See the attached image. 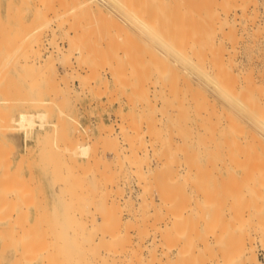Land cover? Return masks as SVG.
Masks as SVG:
<instances>
[{"label": "rangeland", "instance_id": "374dc122", "mask_svg": "<svg viewBox=\"0 0 264 264\" xmlns=\"http://www.w3.org/2000/svg\"><path fill=\"white\" fill-rule=\"evenodd\" d=\"M98 1L97 0H0V23H1L0 29L3 30V32L0 31L1 34L3 35L2 36L0 34V39L2 38L4 40H6L5 39L6 38L5 33H7L9 31L8 33H10L11 35H10V37H9V35L7 36L8 46H10V43L13 47L15 46L16 43L23 46V45H26V43H28V42H26V40L30 41L29 43H31V44H32V42L36 43V44L33 43L34 46L33 45L29 46V43H28L26 46L27 48L25 46L24 47H22V46L17 47L18 44H16V46H15L16 48H13V47L11 48V46H10L11 50L15 49V53H13L14 50L11 52V54L9 53V51H7V52L10 54V56L14 55V57H16V56H18V57H16L17 59H15L14 57L11 56L9 59H6L7 61L10 62V65L7 64L9 62H6L5 64L0 62V64H1L0 68L2 70H6L5 65H9V68H10L9 71L6 70L4 72L5 74H3V75L1 74V73H3V71L2 70L0 71L1 72L0 76L2 75V77H3V81L0 79L2 81V82L0 81V87L5 84L4 83L6 81L5 77H8V78L10 77L12 79H15L16 82L18 83V85L22 86V87L20 89V87H18L17 83L14 82L15 80H11V79L6 78L7 79L6 82H7L8 86H10V88H12V87L15 88V89L12 88L15 91V93L13 90L11 92H13L12 96L14 94H16L17 102H15L16 99L13 98V97H15V95L13 97L9 95V91H8V89L10 90L9 87H8V89H7V87H5L6 88V89L4 88L5 91H3L4 90L3 87H2V89H0V91H1L0 99H3V97L5 98L6 96H7V98L11 97L12 99H14L13 100L14 102H12L14 104V105L12 104L13 107L7 108L8 111H10L12 109V112L10 114L13 115L14 117L16 115H19V113H21V112L38 113V112L45 111V110L48 111L47 108L43 109L41 106H40V108H37L36 106H39V105L35 106L33 103L40 101L39 99H41V98H42L41 100H43V99H48L49 101L52 100V101H50L52 103H50V105L48 107L50 109L49 111H51V114L48 111L51 117L49 116L48 122L46 123V125H47L46 129L48 131L47 132L48 134L46 133V131L41 130L40 127H36L37 129L36 128L34 129V133H31L30 138L28 139V141H26V138H25L26 137V131L24 129H18L20 127H17V129H16L17 132L15 131V133L17 135H19L20 139H21L19 141L20 142L19 146H21L20 150L22 152H21L19 161L22 160V162L20 163L21 169H22L21 179L23 178L24 181L23 180L22 181H23V183H25L24 185H21L20 187L22 188V186H24V187L31 186L30 188H28L29 190H27V188L25 189L27 191H30L33 189L32 186H34V189L32 191L33 196L30 195L29 196V197H31L30 199H29V197L25 198V199H24V197L21 198V200L22 199L25 200V201L23 200V202H25L24 204L21 201L22 202V205L20 204L21 205V211L23 209H24V211H26L25 208L27 207L28 213L26 212V214H25L26 216H25L24 212H23V214L21 212L24 219L21 218V216H20L19 221H20V223H22L24 221V223H22V224H25V225L22 226V224H21V226L23 227V229L24 228L26 230L29 229L28 231H30V229H31V228H29L30 226L33 227L38 223L35 226V229L34 228L31 229L33 232L36 233V237H37L36 240H39V238L42 236L41 234H43L42 237H44V236L48 237L47 239H49V238L55 239V237L57 236L55 240L56 241L58 240L56 243L55 240H53V239L47 240V239L43 238L40 241V243H39V241L36 242L37 244L39 243L38 246L39 245L41 246L40 247L41 250H44V248H45V250L42 252L38 251V253H41L39 255H42V256H39V259H38L36 264H44V263L48 262V260L47 261H43V260H46L45 254L48 253L47 249H50V246L54 247V244L59 245V248L61 251L65 250V253L66 252L70 253L71 248L74 249L75 246L77 248L78 247L80 248L81 245L78 246V242H81V239L83 240V238H85V240H87L89 242L90 240L93 239V238H91L89 240V237L96 236V233L94 231L97 228L91 227L92 222L90 223V221L87 220L88 218L90 220L92 217H89L90 216L89 214L86 215L84 213L85 214L84 215L82 213L85 210H87V212H88L89 208H87V206H84V204L85 205L89 204L87 201L93 202L92 203L93 205L92 204H91V206L88 205V207L89 206L91 207L92 211L96 207L97 211L100 213L99 214L98 212H96L94 210L95 213H98L95 215H96V218H98L99 224L101 226H103V224L100 222H102L103 218L105 217L106 222L105 223L103 222L104 225H106L107 228H111L110 229L111 233L115 232L117 234V236L121 237V239H122L121 245H120L121 250L126 251L129 249H132V250L138 251L140 249V254L144 255L145 257L149 256V260L153 259L152 256L155 255L156 260L152 263H176L175 260H177V263H198V262L202 263L203 262L202 259L204 257L202 255V257H201L202 262H200L201 261L199 259L200 256L198 257L197 253L201 249V247L203 245H205V243L208 240L209 241L211 240L210 242H212V244L209 242H208V244L211 247H214V250L216 252H217L218 248L221 247V249H222V246L224 247V245H222V243H220V241H218V244L220 243L219 245L216 244L217 241H215L216 242L215 243L213 240L214 238H211L212 236L209 235V233H208L209 236L207 237V239H205L206 240L205 243L203 241H202L203 244L201 243V240H203L204 236L207 235L206 234L207 231H205L203 229L204 228L203 226L205 224H207L208 222L206 220H204V222H207L204 224V222L201 221V218L199 219V217H201L203 215V213H205L206 214V215L204 214L205 218L207 217V220H209L210 217H212V216L215 217L213 215V212H214V214L217 213V215L215 214L216 215V217H215L216 223L214 222L215 218H214V220L211 218V220H213V221L210 220V222L216 225V226L214 225L215 228L218 227V225L220 224L219 218H220V222L221 221L224 222L223 226H222V224L219 226L220 230L222 227L226 228L227 226H229L227 228H229V230H231V232H233L232 231L233 228L236 227V229L234 228V233H236L234 239L232 236H230L231 232H229V234H227L228 232H226V231L228 229H226V231H225V229L223 230V228H222L223 231H221V237H222V232H223L224 239L226 238V235H228L230 238L232 237L231 239L236 241V244H235V241L233 244L235 245V247H238V249H240V251L242 249L241 245L245 244L246 242H247V244H245V246H247V247H249V245H250V247L254 246L253 249H254L255 255L257 256L260 263L264 264V198H263L264 197V194H263L264 193L263 192L264 186L261 185L264 183V182H262V179H261V177L262 178L264 177V171H263L264 170V158H263V156H264V148H263L264 144H259L260 146L263 145V147L261 146L262 148H259V145L257 146L258 141L255 142L256 145L254 144V147L256 146L255 151L257 153H259V152L261 153L262 149H263V152L261 153L262 155L259 153V155L263 158V160L256 153L254 158L256 160L261 159V161L258 160L257 161L258 163H257L256 160H254L257 164L256 165L254 162V166L255 165L258 166L260 163L261 164L258 167H256V166L254 168L252 167L251 168L252 170L250 169V171H249V169H246V168H249V166H248L249 164L246 165V167L243 166L245 169H243V167H241V168L239 167L237 169L233 168L234 170L231 168L225 167L224 165L221 166L223 158L222 159H220V158H221V156L224 157V153H225V151H223V149L225 147L222 146L224 144V140H223L224 137L222 140L219 141V145L214 147V149L211 151L212 153L210 152L211 155L209 154L208 156L207 155L200 156L199 151L197 149L198 144H196V145L194 144V143H196V140H197V136L195 133L196 130H195V113H194V110H195L194 107L196 106V105L194 106V103L197 99L196 98L197 94L194 93L197 91L196 82H195L196 81V77H195L196 61L195 60H197L196 58H198V57L196 56L197 55V53L195 52L196 50L193 51V48L198 47V45L196 44V43H198V40L196 42V39H194V37H193L195 35H193V34L196 33L197 28L200 29L202 27V23H205V21L202 22V20H201L200 24L198 22L197 28H195L196 29L195 30L193 28L196 27L194 25H196V22L198 20L195 21V19H192V21H191L189 19L198 17V14L194 13V12H198L195 9L198 8L200 10V8L202 7L200 11H202V9L205 11L204 7L206 8L207 3L208 4L213 3L212 4L213 7H211V8L214 9L218 6V4L215 5L216 7L214 6V3L216 4L217 2H214V0H212V1L210 0L209 1L210 3L209 2L206 3L205 1H203L204 2L203 4H205V6L204 5L202 6V3H201V4H199V7H197L198 3L194 2L195 0L194 1L189 0V2L187 0L186 2H188V3H186L184 1V4L186 3V5H184V6L182 3H180L177 0L174 1V2H176L175 4H177V5L174 4L173 0H168L171 3L173 2L172 5H170L171 3H168L167 0H165L167 2L162 1V0H158V2L161 1V2H159V7H158V5H157L158 2L156 3L157 0H145L146 3L144 0H128V1H130V2H128V4H126L127 0H119V1L118 0H103L105 3L102 0H98ZM113 1H118V2L121 1L120 3L122 5L116 4ZM134 1H136V4L134 3ZM143 1H144V3H143ZM149 1H151V2H149ZM191 1H193V2H191ZM206 1H208V0H206ZM235 1H237V2L239 1L238 2L239 4H242L243 2H245L246 5H249V7L247 6L244 8H240V7H243L245 4L243 6H241V5L239 6L240 9L246 8V10H242V11L239 9L243 15L240 14L241 12H239V10H237L238 12L237 11L235 12L236 14L238 13L237 15L234 14L236 16L235 19H236V21L239 20L240 23L239 22L236 23L234 25L235 27L232 26L233 24L232 25L230 24V23L236 22L234 20V15H233L234 11H232L229 14V17H227V19L229 18L228 19V23L230 24V25L228 24L229 27L225 26V25H227V20H226V21H224V22H226V24L222 25L221 29L215 30L216 31L215 33L212 30L215 29L214 27H218L220 25H217V26L215 25L212 29H209V31H211L213 33L207 31L208 29L206 28L207 33H205L206 36H204L205 34L203 33V30L205 29V26H207V27L210 26V25L208 26L205 24L204 29L202 30V32H200V33H203L202 35L206 38L207 34L208 35L210 34V36H212L213 34L216 35V33L221 31V32H219V35L218 34L216 36L213 35L212 37H214V38L217 36L221 37V33H222V35L224 34L223 35L224 36V40H223L224 43H222V41H221V38L223 39V36H222L221 38L218 37L220 40L218 38H215L214 40L211 39V40H213V43L211 41V46L214 44V41L219 46L218 41H221L220 45L222 43V45H224L225 47L221 46L222 50L220 47V51H224L223 49L226 48L225 49L226 52H224V53L221 52L222 54L221 53L219 54L220 51H218L219 47H217V45L216 46L214 45V46L216 47L218 53L215 54L216 50H215V47H213V46H212V48L214 49L213 50L214 53L210 52V51H212L211 49H210V51L207 50L208 48H206V47H208L207 45L210 44V38H212V37L208 36L209 40H208V38H207V40H203V46L205 45L206 49L204 47L203 48L209 52L206 53V51H205V54H203V55L207 56V57L208 56L210 57L211 54H212L211 57L221 56L223 58L222 59L223 62H226L227 60L229 62V60H232V62L230 61L231 64H233V63L235 64L238 61L241 62V63L238 62L239 64H242L244 62L243 63L244 67L242 65L243 68H240L241 65H239V64H238V67H235V65L237 63L235 65H232V67H231L230 63L227 62L228 63V65H227L228 70H231V72L232 71L234 72V73L229 72V74H231V76L228 74L229 75L228 78L231 77V79H229V81L230 82L232 81L231 83L229 82V85H231V84L234 85V83L236 81L238 82V79H240V78L246 79V76L248 78H253V80H251V81H253L252 83L254 84L255 87H253V84L249 83L250 80L248 82L245 80L244 83L238 82L239 84H237V82H236L235 83V85H237L236 89L240 88L241 90H244L243 87H245L246 91H249V93L248 92L246 93V95L248 94L247 96H249L247 98H250V96H251L252 102L258 101L257 103L254 102L255 104L251 102L250 106H251V104H253V106H257L259 101H260V104L263 105L264 104V98H263L264 94H262V93L264 91V88H263L264 87V83H263L264 82V76H263L264 75V68H263L264 67V0H256V1L255 0L254 1L253 0H243L242 3H240L241 0H235ZM252 1L254 4H252ZM153 2H154V5L152 4L153 7L150 6L151 7L150 8L147 6V4L150 5ZM198 2H202V0L198 1ZM237 2H236V4H237ZM189 3H190V5H192L191 7L189 6L190 9L193 7V9H191V10H193V12L187 7V4L189 5ZM124 4L127 6H124ZM133 4H135L134 5L135 7L133 6ZM163 4H167V5L164 6ZM194 4H196V6H193ZM128 5H129V7H128ZM140 5H143V6H140ZM180 5L183 7L180 8L179 7ZM200 5H201V7H200ZM168 6H170V7H168ZM174 6H176V8ZM210 6L211 5H208V7H210ZM254 6H256L257 8ZM132 7H134V8L132 9ZM141 7H142L143 11L140 10ZM183 8L186 9L188 14L186 12H184V13L182 12ZM130 9H131V11L129 12ZM137 9L140 10L137 12H140L141 14L134 11ZM132 11H134L135 13H133ZM190 11H191V13H190ZM200 11L198 12L199 16H200L199 19L202 17L203 20H205L206 18H204V16L200 15V13L203 14L204 11H202V12H200ZM142 15H145V17ZM186 15H187V17H186ZM240 15H242V16L240 17ZM20 16H21V18H20ZM149 16H151V17L147 18L148 20L146 19L147 20L146 21L144 18L149 17ZM155 16L158 17V19ZM188 16H190L191 18ZM237 16L239 17V19ZM248 16L250 19H248ZM133 17H134V19H133ZM140 17H141V19H140ZM181 17L183 18V20ZM252 17L255 18L256 20L252 19ZM214 18L215 17H213V19ZM142 19L145 21V23H147V25L144 23V21ZM159 19H162L163 21L162 20L159 21ZM184 19H186V21L188 19L189 21H187V22L189 24L187 22H184ZM213 19H211V20H213ZM123 20H124V22H123ZM141 20H142V22H140ZM179 20H181V21H179ZM154 21H155V23H154ZM207 21L209 24L210 21L209 20H207ZM231 21H233V22H231ZM157 22L158 23L160 22V24H161L160 29L157 26V25H159ZM181 22H184L185 24L187 23L186 25L187 26L189 25L188 26L189 28L186 25L184 27L183 26L184 24H182V27L184 29L182 27H180ZM193 22H194V25H193ZM241 22H242V24H241ZM176 23H178V25ZM252 23H254V24H252ZM22 24H23V26H22ZM58 24H59V26H58ZM148 24H149V26H148ZM155 24L158 28L154 27ZM190 24H192V25H190ZM1 25H4L5 27L1 28ZM199 25H201V27H198ZM70 26H73V27H70ZM127 26H129V27H127ZM190 26H193V27L191 28ZM72 28L76 29L77 31L76 30L74 31ZM120 28H121V30H120ZM147 28H150L152 31L150 29H147ZM256 28L260 31L258 32ZM24 29H27V30H24ZM67 29H70V30H67ZM155 29H157V30H155ZM229 29L234 33L231 32V34H228V33H230ZM261 29H262V31H261ZM124 30L126 31L125 33H124ZM137 30L138 31L140 30V32H138ZM147 30L148 31L150 30V31L148 32ZM177 30H178V32H177ZM186 30H187V32L188 31L189 32L187 33ZM253 30L256 32L255 34H254ZM19 31H20V33H19ZM37 31L39 34L37 33ZM65 31H66V33L68 32V34L64 33ZM84 31H86L87 34L89 33L88 36H87L86 32H84ZM130 31H131V33H130ZM165 31H167V32H165ZM14 32L17 33V35L14 34ZM164 32L167 34V36L163 34ZM181 32H183V33L180 34ZM224 32H227L228 36H225ZM26 33H28V34L26 35ZM36 33L39 35V36H37V38L41 42L44 41L42 44H41V42L37 43V41H39V40L34 38V37H36L35 36ZM69 33H70V36H68ZM79 33L81 35H83V37H81V35ZM83 33L86 35L84 36ZM141 33H142V35H141ZM198 33H199V31H198ZM198 33L196 34V36L199 35V36H197V39H199V37H200V34H198ZM22 34L25 35L26 37H24ZM65 34L68 37H65ZM185 34H187L188 36H185ZM14 35H16V36H14ZM20 35L23 36L24 38L23 37L21 38ZM28 35H29V37H28ZM54 35L57 37H55ZM73 35L78 36V38H79V36L81 37L80 40L77 39L76 37L75 38L78 41V43L81 42V46L84 47L83 49H85L84 51H80V52L83 53V55H84V56L82 55V57L86 58V59H84L86 64L84 61H82L83 59L81 61L84 63H82V64L80 63L81 57L79 55L81 53L78 52L79 50L77 51V49L81 48L79 46V44L77 43L78 46H77V44H75L77 46V48H76L75 45H74L75 47L72 45L73 41H71V40L69 41L70 37H72ZM124 35H125V37H124L125 39L123 38ZM131 35L132 36L134 35L133 38H131L132 37ZM163 35L165 36V38ZM74 36L72 39H74V41H75L74 43H76L77 41L75 40ZM181 36H183V37H181ZM15 37L17 38V40H15V41H17V42L16 43L13 42L14 44H12L11 40L13 41V39ZM53 37H54L55 41L52 40ZM84 37H86L87 39L85 38L86 39L85 40ZM126 37H128L127 38L128 40L126 39ZM129 37H130V39H129ZM226 37H228V38H226ZM255 37H256V39H255ZM82 38L84 39V41L83 40L82 41L85 43L86 47L83 46L84 43H82V41H81ZM2 39H1V41H2ZM19 39H21L22 41ZM147 39H148V41H147ZM227 39L229 40V42ZM18 40L20 41V43ZM165 40H166V42H165ZM230 40H232V41H230ZM86 41H87V43H86ZM172 41L174 42V44ZM205 41L206 42L208 41V43H206ZM4 42H5V44H3ZM4 42H2V44H0V47L3 45L0 48V54L2 53L3 56L2 55L1 56L6 58V56H8L9 54H7L5 51L8 46L6 45L7 44L6 41H4ZM52 42H53V44H52ZM181 43H182L183 49L181 46L180 47L181 51H180L179 46L181 45ZM57 44H59L58 46L60 48L64 49L63 50V49L59 48L62 51V53H61V51H59V53L57 54V52H58V51L56 52V48L58 50ZM52 45H54V46H52ZM174 45H177V46H174ZM28 46H29V48H28ZM43 46H44V48H43ZM54 47H56V48L54 49ZM163 47H165V48H163ZM191 47H193L192 50H191ZM247 47L248 48L251 47V48H249L250 50ZM17 48H20L19 50H21V51L24 50L23 51L24 53L22 54L21 51L16 50ZM37 48H39V49H37ZM40 48H42L43 50L40 51V54H39L38 52H39V50H41ZM52 48H53V50H52ZM90 48H91V50L89 51ZM93 48H94V50H93ZM160 48H161V50L163 48L164 51L163 50L160 51ZM170 48H171V50H170ZM26 49H30V50H28V52H27ZM33 49L36 50L37 54H34L35 52ZM83 49H81V50H83ZM127 49L128 50L130 49L131 52L128 51ZM31 50H33V51H31ZM227 50L229 52H227ZM16 51H18V52L16 53ZM52 51L54 52V55H53V53H51ZM125 51H127V54L125 53ZM185 51L187 53H184ZM3 52H5V54H3ZM31 52H33V53L31 54ZM69 52H71V53L74 52V53L71 54ZM197 52L199 53V55H201V53L199 52V48H198ZM41 53H42V56H41ZM86 53H88L90 55L93 54V55L90 56ZM193 53H195V54H193ZM232 53H233V55L235 54L234 56L236 58L232 55ZM15 54H18V55L15 56ZM190 54L192 56H194V55L195 56L191 57ZM226 54H229V55L231 54V56L227 55L230 57V59H229V57H226ZM25 55H28L31 58L30 57L28 58V56L24 58ZM34 55L36 57H34ZM124 55L127 58H125ZM236 55H238V56H236ZM51 56L54 57V61H53V58ZM92 56L97 57V58L100 57V58H98V60H96L97 58L95 59ZM243 56H245V57H243ZM249 56L250 57L253 56V57L250 58ZM216 57H214L212 59H213V62L215 61L214 62V63H216L215 65L217 67H219V65L221 64L220 62H222V61H221L220 57H218V61H217ZM231 57H233V58L231 59ZM12 58L15 59V60L13 59V63L11 62ZM26 58H28V59H26ZM47 58H48V60H47ZM75 58H77L79 60L77 61V59H75ZM89 58L90 59L93 58V60L88 61ZM128 58L132 59V61H130ZM185 58H186V61H185ZM234 58L236 60L238 58V60L237 61L235 60L236 61L235 62L233 60ZM10 59H11V61H10ZM50 59H52V60H50ZM125 59L126 60L128 59L129 63ZM2 60H0V61H2ZM6 60H3V61L5 62ZM27 60H28V62H26ZM49 60L53 61L52 67L50 65L51 62ZM34 62L36 64H34ZM78 62L80 65H78ZM247 62L249 64H247ZM25 63H27L28 67H26ZM71 63H72V67H71ZM185 63H186V65H185ZM214 63H213V65H214ZM227 63L224 64L225 69H226ZM2 64H3V68H2ZM29 64L34 65L35 68L30 67ZM47 64H49L50 67ZM53 64L55 65V67H53ZM64 64H66V65H64ZM97 64H98V67H97ZM131 64L134 65V67H132V70H131V73H133L132 75L130 73ZM11 65H12V67H11ZM46 65H47V68H46ZM81 65H82V67H81ZM87 65H88V67H87ZM91 65L93 68L91 67ZM22 67H23V69L25 68L24 71H23ZM43 67L46 69V71ZM111 67H114V70H111V69H113ZM27 68H29V69H27ZM40 68H42L41 69L42 72L40 71ZM56 68H57V70H56ZM189 68L192 70H190ZM235 68H236V70H234ZM93 69L96 71H94ZM134 69L135 70L137 69L136 72L139 73V75L136 74V72H133ZM238 69L240 70V72L243 73V77L241 76L242 73L237 71ZM53 70L57 74H54ZM89 70H92V71H89ZM249 70L253 72L252 75L249 72ZM17 71H18V73H17ZM47 71H50V73L52 72L53 75ZM93 71L95 72V75H93L91 77V75L94 73ZM111 71L113 73H111ZM143 71H145V72L143 73ZM146 71H148V72H146ZM149 71H151V73H149ZM157 71H159V72H157ZM28 72L33 74V75H30ZM90 72H92V73H90ZM181 72L184 74V78H185V80H183V82L186 81V83H187L188 82L187 80H189L190 84L189 83H187V84L190 85L189 87L191 89L188 87V85L185 82H184V84L187 85V87L185 85H183V83L181 82V79L183 78V74ZM247 72H248V74L249 73L250 74L247 75ZM257 72H259L260 74L259 73L257 74ZM42 73L46 76H44ZM72 73H73V75H72ZM76 73H81V74H76ZM158 73H159V77L162 78L161 80L163 81V87L160 85V84H162V83H160L161 81L159 80L160 82H158V78H159ZM180 73L182 74V78H181ZM235 73H236V76L240 73L238 75L239 77L237 76L238 78H236L237 80L232 78L235 76L234 75ZM8 74H10V76ZM96 74H97V76L99 74L100 75L97 77ZM142 74L144 76H148V78L144 77ZM245 74H246V76H245ZM38 75H39V77H37ZM59 75H60V77H59ZM63 75H64V77H63ZM250 75H251V77H249ZM20 76H22V77H20ZM40 76H41V79H40ZM48 76H50V79ZM77 76H79V78H77ZM84 76H87L89 78L88 79L86 77L84 78ZM24 77L25 78L27 77V78L25 79ZM56 77H57V79H55ZM62 77H63V79L67 78V80L64 79L63 82L68 81L65 83H67V85H68V83H70L69 84L70 89L68 87H67L68 90L65 89L66 84L62 82V79H60ZM93 77L94 78L97 77V78L94 79ZM137 77H139L140 79ZM30 78L31 79L33 78V79L30 80ZM81 78L86 79V80H84L85 82L82 81ZM90 78H91V80H90ZM233 79L235 80V82H233ZM241 79H240V81H244ZM8 80H11L10 84H9ZM26 80H27V82H25ZM48 80H51L52 82H53V80L56 81L54 83L57 86H54L55 84L52 83L51 81L50 82L53 84V86H50L51 83ZM58 81H60V83L62 82L63 84L62 83L60 84ZM156 81H157V84L159 86L158 85L154 86V84H156ZM31 82L33 83V85ZM246 82H247V84L249 83V85L245 86ZM257 82H259L260 84ZM12 83L14 86L12 85ZM59 84H60V86H58ZM82 84L85 86L87 84V86L85 87ZM250 84H251V87H250ZM232 85H231V87L234 88L235 85H234V87ZM256 85H258V86H256ZM79 86H80V88H79ZM156 86L158 88H156ZM54 87H56L57 89H61L58 92H60V91L65 92V90H66L65 93L63 92V96H65V98L66 97L67 98L65 99L62 96V93H61L60 97L58 98L55 95V93L57 91L56 92L54 91L55 92L54 94L52 92H48V91H53ZM256 87H258V88H256ZM56 88H54V89L57 90ZM87 88H89V89H87ZM161 88H163V90ZM249 88L252 90H250ZM17 89H19V92L16 91ZM45 89H48V91H46ZM240 89H239V91H240ZM258 89H260V90L258 91ZM41 90L43 91V93ZM69 90H71V91L75 90V91L71 92L72 94H70ZM67 91H69V92L67 93ZM239 91H238V93H239ZM5 92L8 93V94L6 93V96H4L5 94H2ZM11 92H10V94H11ZM20 92H21V94H20ZM46 92H48V93H46ZM58 92H57V95L59 94ZM75 92H76V94L78 93V95L75 96L74 95ZM50 93H51V97H50V95H48ZM160 93H161V96L159 97ZM242 93H245V92H242ZM163 94H164V96H163ZM252 94H254V95H252ZM256 94H259L258 95L259 97ZM260 94H262V95L260 96ZM20 95H23V96H20ZM54 95L56 96V98ZM162 96L165 97V99H166L165 103L161 102V100L163 99ZM242 96H244V95H242ZM245 96H244V99L246 98ZM252 96H254V97H252ZM193 97L196 99H194ZM26 98H28V99H26ZM53 98H55V99H53ZM158 98H160V101L158 100ZM63 99L65 100V102L63 101ZM77 99H79V100H77ZM53 101H55V103ZM248 101H250V99ZM248 101H247V103H249ZM59 102H61V103H59ZM16 103H17V106H16ZM61 105H63V106H61ZM34 106L37 108L36 109L37 111L35 109H33ZM250 106L248 105V109ZM258 106H259V104H258ZM258 106H257V108H258ZM52 107H54V108L52 109ZM256 110L258 111V109H256ZM261 110L263 111V109H261ZM0 111H1V109H0ZM52 111L54 112L53 114H52ZM253 111H254V109H253ZM61 112H63V113H61ZM57 113H58V115H57ZM60 115H62V116H60ZM59 116H60V118H59V122H58L59 124H58L57 118ZM64 118H66V119H64ZM63 122H64V124H63ZM38 124H40V123L38 122ZM53 125L54 126L57 125L56 131H55V128ZM76 126H77V128H76ZM0 127H1V122H0ZM249 127L251 128L252 132L253 131L255 132V130H254L255 126L252 127L250 125ZM249 127H247V128H249ZM59 129H61V130L59 131ZM108 129H110V131ZM112 129H113V131H112L113 133H111ZM135 130H137V131H135ZM60 132H62V133H60ZM135 132H136V134H135ZM0 133H1V129H0ZM110 133H111V136H109ZM63 135L66 136V138ZM60 136L61 137L63 136V137L61 138ZM58 137H60V139H58ZM78 139H79V141H77ZM181 139L184 140L186 143L184 150L182 149V147L185 144H183L184 142H182ZM73 140L75 141V143ZM69 141L73 142V144L70 143ZM55 142H56V144H55ZM181 142H182L183 146H182ZM40 143H41V145H40ZM58 143H60V145ZM77 143H79V144H77ZM76 144L81 145V146H85V148H87V146H89V150H87L89 158L76 156V155H73L71 153L72 151H75V148H77V147H73ZM160 144L163 145L165 148L163 146H162L163 148H161V146L159 148ZM65 147H66V150L62 149ZM53 148H54V151H53ZM219 148L222 150H220ZM47 149H50V150L52 149V150L48 151ZM57 149L62 150L61 151L62 154ZM174 149L176 150V153L178 151L177 154L175 153ZM185 149H186V151H185ZM179 150L181 152L184 151L187 156L184 155L183 152H182L183 155L182 154L180 155ZM215 150L217 151V153L220 152L218 154L219 157H217V153ZM64 151H68L70 153H67L68 155L66 154V156H65ZM169 151L170 152L173 151V152L166 155V153ZM196 151H197V155L195 153ZM116 152H123V154L125 153L126 155H130L131 152H134V153L137 152L139 154V156H137V157L139 159L141 158V160H143L141 162L142 166L137 167L138 169L136 170L135 169L136 167H131V165H129L130 162H132V161H130V160L128 161L127 158L125 159L124 155L122 156L121 160L119 158L114 157ZM145 152H147V154ZM163 152L164 153L166 152L165 155L170 156L171 160L169 159V157H167L169 160V161H167L166 156L165 157L163 156L164 158H161L162 155H164ZM92 153L93 154L95 153L97 156L95 154H94L95 155L94 156ZM134 153H132L133 154L132 156H134ZM160 153H161V155H160ZM173 153H175V156H173ZM44 154H45V156H44ZM138 154H136V155H138ZM156 154H158V155H156ZM212 154H213L214 158H213ZM136 155H135V157H136ZM146 155H147V157H145ZM29 156H31V158H29ZM68 156L70 157L69 159L67 158ZM184 156H185V158H184L185 161L182 162V160H184L182 157H184ZM113 157H114V159H113ZM129 157L131 158V156H129ZM173 157H175V158H173ZM215 157H217V160H214V159H216ZM257 157H258V159H257ZM53 158H54V160H53ZM66 158H67V160H65ZM138 158L132 159L133 163H134V161L136 162V165L141 161V160H138ZM145 158H148V159H145ZM206 158L208 160L211 159V161L210 162L208 161V162L209 163L213 162V164L211 163L212 165L211 164L208 165ZM25 159H27V160H25ZM88 159H90V160H88ZM70 160L72 163L70 162ZM27 161H30L29 167L31 168L32 172L29 171L30 168L27 166V164H28ZM64 161L66 162V165H64L65 164ZM73 161H76V162L78 161L76 167H74L75 162H73ZM54 162L55 163L57 162L56 163L57 165ZM67 162L68 163L70 162V163L68 164ZM82 162H83V165H82ZM22 163H24V164H22ZM48 163H49V165H48ZM96 163H98V164H96ZM54 164L56 165V167ZM184 164H185V166L187 165L188 167L187 166L185 167ZM81 165H82V167H81ZM139 165H140V163H139ZM180 166H181V168H180ZM260 166H261V168H260ZM27 167H28V170H27ZM32 167H33V169H32ZM67 168L68 169L70 168L71 170L70 169L68 170ZM74 168H76V169H74ZM78 168H80V169L82 168L83 171H82V169L79 170ZM187 168L188 169L191 168V170H187ZM224 168H226V169H224ZM43 169H46V170H43ZM59 169H61V170H59ZM139 169H141V170H139ZM183 169H185V170H183ZM242 169H243V171H242ZM259 169L262 171H259ZM57 170H59V172L60 171L61 172L64 171V172L59 173ZM66 170L69 172V173H67L68 176L71 175L73 178V176L76 175V177L73 179L70 177L71 178L70 180H69V178H66L67 177V174L65 172ZM73 170L74 171L76 170L77 172H79V174L76 171L74 172ZM33 171L35 173V174H33V177L35 176V178H34L35 182L33 181V184L30 185V184H28L27 181L25 182L24 176L27 178L28 173L29 172L33 173ZM45 171L47 172V174ZM52 171H53V173H55V175L52 173ZM71 171H72V173L70 174ZM190 171H191L192 175L189 173ZM82 172H84V173H82ZM73 173H75V175H73ZM231 173H232V175H230ZM58 174H59V176H57ZM61 174H63V175H61ZM233 174H234V176H233ZM78 175H81V178ZM259 175H260V177H259ZM47 177L50 178L51 183ZM60 177L62 179L64 178V180L59 179ZM95 177H97V178H95ZM253 177H255L256 182H255V180H253L254 179ZM79 178L84 179V180L79 181L80 180ZM259 178H260L259 181L261 183L258 181ZM74 179H75V181H73ZM93 179H95V180L99 179V180L95 181ZM55 180H57V181H55ZM77 180L79 183L76 182ZM4 181L2 182L0 180V217H2V215L9 216V222H8L9 224L7 223L3 229H2V227H0V229H2V230H0V264H17V253H16L17 245H18V239H17V237H18V235H17V221H18L17 220V204H16L15 196H11V195L7 194V192H6V188H8V186L10 184L13 185L14 182L10 183L7 180H4ZM67 181H68V184H67ZM69 181H70V184H69ZM53 183H54V185H53ZM63 183H66V184H63ZM59 184H61V185L63 184L66 187L69 185V187H71V190L69 187H67L68 190L66 189V187L64 189H66L67 192L70 191V193H67L64 189H63L64 193H62L63 192L62 189H61L62 192L57 188L55 189V186L59 185ZM96 184H98V185H96ZM251 184L253 185L252 188L249 187V186H251ZM258 184H259V187H258ZM243 186H245V187H243ZM254 186H255V189H253ZM24 187L22 189H24ZM256 188H257V192H256ZM259 188H260V191H259ZM22 189H20L22 191L21 196L22 195L27 196L28 192L23 191ZM251 189H253L254 191H252ZM2 190H4L6 192V194ZM230 190H232V191H230ZM131 191L135 192L133 194L134 199H132L134 202L130 201V199H129ZM58 192L61 194L60 197L61 196H63V197L65 196V197L60 198L59 195L56 194ZM229 192H232V195H233L232 197L230 196L231 193H229ZM235 192L238 193L237 195L241 194V196H234V194L236 195ZM248 192L249 193L252 192V193L249 194ZM65 193L67 195H65ZM71 193H73V195ZM80 193H82V194H80ZM68 194H70V195H68ZM227 194H229V197H227L228 196ZM252 195L254 196L253 197L254 200L252 198L253 201L251 200ZM261 195H263V196H261ZM260 196L262 198H260ZM243 197H245V198H243ZM79 198H80L81 202H80ZM144 198H146V200H144V201H146L147 203L149 202L148 205H146L145 202H144V204L142 203V199H144ZM247 198H250L249 201ZM168 199H170V200L172 199V202ZM240 199L241 200L244 199L245 204L244 203L242 204L241 203L242 201L240 202ZM34 200L37 202H35ZM167 200H168V202H171V203H169L170 205L168 203H166ZM217 200L219 201L218 203H217ZM231 200H232V202H231ZM255 200H257V202ZM259 200L262 202L260 203ZM26 201H28L27 203H29V204H26ZM30 201H32L33 203L35 202L36 205ZM63 201L66 202L67 206H64L66 204ZM74 201H75V203H74ZM82 201H84V202H82ZM150 201H153V202H150ZM164 202L166 203V206H165ZM255 202H256V205H257V203H259V204L256 206ZM209 203H210V205H208ZM213 203H215V205L212 207H215L216 211H214L215 208H213V212H211L212 211L211 204H213ZM230 203H233V204H230ZM251 203L253 206L254 205L255 206L252 207ZM73 204H75L76 207ZM142 204H143V207H141ZM229 204H230V206H229ZM246 204H248V205L250 204V205L248 206ZM27 205H29V207ZM171 205L174 207L171 208ZM231 205H233L234 207L236 205V210H234V208L232 210L233 206L231 207ZM207 206H210V208H209L210 210H208ZM243 206H244V208H246L248 210V213H247L246 209L241 208ZM247 206H248V208H247ZM260 206H262L261 207L262 211H261V209H259ZM81 207L83 209H84V207H86V209L84 211H81ZM239 207L241 209H237ZM255 207H256V210L258 208V211L255 210ZM54 208H56L55 211H54ZM77 208H80L81 212L78 211L79 209H77ZM167 208H169V209H167ZM229 208H231V211ZM41 210H42V212H41ZM64 210L67 211V212H65V214H64ZM217 210H219V215H218ZM77 211H78V213H76ZM38 212H39V214H38ZM57 212H58V214H57ZM69 212L71 213V216H70ZM220 212H224V214H222ZM257 212H258V214L261 212L260 215H262L261 217L263 218V220L261 221L262 223L259 222L260 220L256 219V215H258ZM53 213L55 214V216ZM210 213H212V214H210ZM63 214H64V216H63ZM236 214H238V215H236ZM247 214H248V217H247ZM43 215L45 217H43ZM101 215L103 216V218ZM228 215L230 217H226ZM234 215L237 217H235ZM260 215L258 216L259 219H260ZM28 216H29V218H28ZM38 216H39V219H38ZM80 216H83V217L85 216V219L83 217H80ZM178 216H180V217L178 218ZM223 216L226 218L225 221L222 219ZM52 217H53V219H52ZM86 217H87V219H86ZM232 217L236 221V224H235V222L233 223L234 220L232 219L233 220L232 221L230 219L232 221V223L235 225L234 227L231 223H226V221L227 220L230 221L229 218H232ZM239 217L243 220L245 219V221H246V223L243 222L244 225L242 223L243 226H241V229L243 227H245V232L247 234L246 235L243 234L244 238H243V236H242V238L247 239V237L251 236L248 238V239H250V241L246 240V239H245L246 241L244 240L245 243H244L242 238H239V236L242 235L244 228L240 232L241 235L239 234V236H238V232H237L238 228L240 230V227L238 226V225H240L239 223H241L243 221ZM238 218L241 220V222L239 221ZM246 218L247 219L249 218L250 221L248 222ZM21 219H22V221H21ZM56 219L58 220V222ZM175 219L176 220L179 219L178 221H180V219H181V221L180 222L176 221L178 224L175 223V226H171L172 228H170V227L165 228V225H164L165 222H168V220H169V222L170 221L174 222ZM253 220L257 221L259 224H257ZM238 221H239V223H238ZM53 222H55V223H53ZM80 222H85V226H86V223H90L89 226L87 224V226L89 228L86 226L89 229L88 233H87L88 229L84 227L83 223L82 224L84 227V231H83L82 225L80 224V226H79ZM107 222H108V224H106ZM26 223H27L28 227L26 226ZM59 223L60 224L63 223V225L60 226ZM211 223H208V224H211ZM217 223H219V224H217ZM237 223H238V225H237ZM248 223H252V224H250L251 225L250 229L252 228L256 232H252L253 230H251V231L249 230V224ZM0 224H1V221H0ZM208 224H207V227H209ZM213 224L210 225L212 229L214 228V226H212ZM230 224L232 225L233 228L230 227L231 226ZM56 225H57V227H60V228H57ZM256 225H258V226H256ZM63 226H65V228H67V230H69L68 235H67L66 229L65 228L63 229ZM76 226L79 227L80 229L82 228L81 229V231L83 232L82 234H81V231H79V229ZM237 226H238V228H237ZM53 227H56V228H53ZM52 228H53V230L56 229L57 231H53ZM100 228H98L99 230H97V232H99V233L104 232V231H102L103 227H100ZM104 228H106V227H104ZM36 229H37V231H36ZM46 229H47V231H46ZM60 229H62L61 231H63V232L59 231ZM40 230H42V231H40ZM43 230H45V232ZM85 230H86V232H85ZM105 230H107V232H108L109 229H105ZM207 230H208V228H207ZM64 231H65V233H64ZM204 231H205V233L203 236L202 234ZM209 231H210V229H209ZM213 231H214V229H213ZM213 231L211 230V232H213ZM39 232L41 233L40 234L41 236L39 235ZM56 232L58 234H56V236H54ZM174 232H176L175 235L177 236V238H178V236L179 237L182 236V240L179 238L178 239L175 238L173 236ZM47 233H48V236H47ZM50 233H52V235ZM216 233L218 234L217 237L220 238L219 237L220 236L219 231H215V234ZM251 233H253V234H251ZM62 234H63V236H62ZM64 234L67 236L64 237L65 236ZM83 234H85V237H83ZM200 234L202 235V237L200 236ZM49 235H51V236H49ZM87 235H89V236H87ZM216 235H214V236H216ZM60 236H62V237H60ZM87 237H88V239H87ZM217 237H215L216 240H217ZM236 237H237V239L238 238L239 239L237 240ZM68 238H71V240ZM96 238L97 237H95V239ZM201 238H203V239H201ZM252 238H253V240H252L253 243L251 242ZM254 238H255V241H254ZM60 239H62V240L60 241ZM67 239H68V241L66 242ZM79 239H80V241H79ZM43 241H48V243L47 242L44 243ZM51 241H52V243H54V242L55 243L51 245ZM73 241H76L75 245H74ZM160 241H162V242H160ZM222 241H223V244H225L223 239H222ZM229 241H230V239L228 240L227 245L229 244ZM41 242L44 245L41 244ZM69 242H70V245H69ZM71 242L73 245L71 244ZM225 242H227V241L225 240ZM58 243H60V244H58ZM64 243H65V245H64ZM85 243H86V241H85ZM230 243H232V242L230 241ZM237 243L238 244L240 243L239 246ZM248 243H250V244L248 245ZM80 244H82V243H80ZM46 245H48V246H46ZM71 245L73 247L69 248V250L67 251L66 247L67 246L69 247ZM176 245H177L178 249L174 248V246L176 247ZM232 245H231V247L233 248ZM42 246H45V247H43V249H42ZM215 246L216 247L220 246V247H218L216 249ZM245 246L242 245V247H245ZM170 247H172V249H174V251H169V254H170L169 255L167 251ZM229 247L230 246H228V250L229 249L231 250L232 248H229ZM62 248H64V249H62ZM73 249H72V251H73ZM197 249H199V250L197 251ZM9 250L11 252L10 254L8 253ZM38 250H40V249H38ZM201 250L203 251V248ZM204 250H205V248H204ZM232 250H234V248ZM232 250H231V252H232ZM45 251H46V253H45ZM235 251H237L238 254L240 253V251L237 250V248L235 249ZM4 252H5V256L3 254ZM43 252H44V254H43ZM205 252H208V250H206ZM211 252H212V250H211ZM211 252L207 253V254L205 253L206 254L205 260H207V255L211 254ZM216 252H214V254ZM220 252L222 254V250ZM220 252L219 253L217 252L218 256H220L219 255ZM234 252H232V253H234ZM237 252H235L234 254H237ZM125 255H126L125 253H122L120 257L122 259H124ZM211 255H212V257L216 256V255H213V253ZM6 256H8V257H6ZM218 256L214 259L211 258V256H210L209 259L210 260L212 259L213 261L212 260L211 261L213 263H215V262L217 263V261H218V263H222V260H221L222 258L219 260V259H217ZM43 257H44V259H43ZM198 260H200V261H198ZM205 260H204V262H206ZM210 260H209V263H212ZM206 263H208V260ZM53 264H56V263H53ZM63 264H66V263H63ZM69 264H72V263H69Z\"/></svg>", "mask_w": 264, "mask_h": 264}, {"label": "bare ground", "instance_id": "6f19581e", "mask_svg": "<svg viewBox=\"0 0 264 264\" xmlns=\"http://www.w3.org/2000/svg\"><path fill=\"white\" fill-rule=\"evenodd\" d=\"M98 1V0H97ZM103 1V0H102ZM119 1V0H118ZM118 1H113V2H115L116 4H120V5H122L120 2H118ZM145 1V0H144ZM144 1H143V3H144ZM162 1H165V0H162ZM168 1V0H167ZM167 1H165V2H167ZM175 0H173V2H174ZM177 1H179L180 3H182L183 4V6L184 5H186V3H188L189 2V0H188V2H186L187 0H177ZM184 1L186 2L185 4H184ZM194 1V0H193ZM193 1H191V2H193ZM198 1H201V0H198ZM197 0H195L194 2H196V3H198V6L197 7H199V4H201L202 3V6L204 5L205 6V4H203L204 2L203 1H205L206 3L207 2H209L210 0H208V1H206V0H202V2H198ZM212 1V0H211ZM254 1V0H253ZM253 1H252V4H254L253 3ZM256 1V0H255ZM99 2V1H98ZM104 2V1H103ZM102 2V3H103ZM124 2V1H123ZM128 2H130V1H128L127 0V3L126 4H128ZM141 2V1H140ZM149 2H151V1H149ZM155 2V1H154ZM154 2L153 3H151L150 5L149 4H147V6L148 7H153L152 6V4L154 5ZM158 2V0L156 1V3ZM159 2H161V1H159ZM159 2H158V7H159ZM164 2V3H165ZM172 2V3H173ZM214 2H217L216 4L214 3V6L215 5H217L218 4V6L216 7V8H211V7H213L212 6V4H206V8L204 7V9H205V11L202 9V11H204L203 12V14L202 13H200V15L201 16H204V18H206L205 20H203V18L201 17L200 19H199V11L201 10V5H200V10L198 9H195L196 11H198V12H194V13H197L198 14V19L197 18H191L190 16H188V17H190L191 19H189V20H191L192 21V19H195V21H197L196 22V25H194V22H193V25L194 26H196V27H194L193 29H195V28H197V23L199 22V24H200V22H201V20H202V22L203 21H205V23H202V27H201V25H199L198 27H201L200 29L199 28H197V31H196V33L195 34H193V35H195L196 36V34L198 33V31H199V33L198 34H200V37H199V39H197V36H199V35H197L196 37L195 36H193L194 37V39H196V42H197V40H198V43H196L197 45H198V47L196 48L195 46V48H193V47H191V50H192V48H193V51L194 50H196L195 52L197 53V57L198 58H196L197 60H195L196 61V71H195V77H196V89H197V91L196 92H194V93H196L195 95H196V98H194V99H196V101H195V103H194V108H195V110H194V113H195V130H196V136H197V140H196V143H194L195 145L196 144H198V151H199V154H200V156H202V155H209L210 154V152L214 149V147H216V146H218L219 145V141L220 140H222L223 139V137H224V144L222 145V146H224L225 148V150L223 149V151H225V153H224V157H222L221 156V158L220 159H222V164H221V166H225V167H228V168H231V169H237V168H241V167H243V166H245L246 167V165H248L249 166V168H246V169H249V171H250V169L253 167H255L257 164H256V162L258 161V160H260L261 161V159L263 160V158H264V156H263V158L259 155V153H257L255 150H256V146L254 147V144H255V142H257L258 141V144H257V146L259 145V144H264V104L263 105H261L260 104V101H259V106H258V104H257V106H258V108H257V106H253V104H251V106H250V103L252 102V98H251V96H250V98H247V97H249V96H247L246 95V93L248 92L249 93V91H246V89H245V87H243L244 88V90H241L240 88V91H239V89H236V87H237V85H235V83L237 82H235V80H237L236 78H238L239 76V74L240 73H242V72H240V70L238 69L237 71H239L240 73L236 76V73L234 74L235 76L234 77H232V78H234L233 79V82H235L234 83V85H235V87H234V85H232L234 88H232L231 87V85H229V79H231V77L230 78H228L229 77V75L231 76V74H229V72H231V70H228V68H227V65H228V63H230V61L232 62V60H229V62H228V58L226 59L227 61L226 62H223L222 61V57L221 56H218V57H220L221 58V61L222 62H220L219 64L221 65H219V67H217L215 64L216 63H214L213 62V59L212 58H214V57H216V56H214V57H211V55H210V57L208 56H204L203 54H205V49L206 48H208L207 50H209L210 51V49L212 50V51H210L211 53L213 52V48H212V46L213 47H215L217 44L215 43V41H214V44L211 46V41H212V43H213V40L215 39V38H218L219 36H217V37H212L213 35H215V34H213L212 36H210V34L208 35L207 34V37L205 38L204 36H206V34L205 33H207L206 32V28L208 29L207 31H209V29H212L215 25L217 26V25H220V26H218V27H214L215 29L214 30H212V31H214V33L216 32L215 30H217V29H221V27H222V25H225L226 24V22H224V21H226L227 20V25H225V26H228V19H227V17H229V14L232 12V11H234L233 12V15L235 14V15H237L235 12L237 11V10H239L240 8H244V7H249V5H246L245 4V2H243V0H241L240 1V3H242V4H239L237 1H235V0H214ZM236 2H237V4H236ZM9 3V2H8ZM101 3V2H100ZM105 3V2H104ZM103 3V4H104ZM134 3L136 4V1H134ZM145 3H146V1H145ZM163 3V2H162ZM161 3V4H162ZM168 3H171L170 1H168ZM172 3L170 4V5H172ZM176 2H174V4H175ZM179 3V4H180ZM210 3V2H209ZM135 4H133V6L135 5ZM239 4V5H238ZM245 4V5H244ZM130 5V4H129ZM129 5H128V7H129ZM132 5V4H131ZM144 5V4H143ZM143 5H140V6H143ZM164 6H166L167 4H163ZM162 5V6H163ZM175 5H177V4H175ZM208 5H211L210 7H208ZM243 6V7H240L239 8V6ZM124 6H127V5H125L124 4ZM146 6V7H147ZM156 6V5H155ZM161 6V7H162ZM183 6H179L180 8L181 7H183ZM192 6V5H190V3H189V5L187 4V7L190 9V7ZM193 6H196V4H194ZM131 7V6H130ZM135 7V6H134ZM134 7H132V9L134 8ZM145 7V6H144ZM150 7V8H151ZM168 7H170V6H168ZM175 8H176V6H174ZM186 7V6H185ZM254 7H256V6H254ZM19 8V7H18ZM17 8V9H18ZM126 8V7H125ZM178 8V7H177ZM210 8V9H209ZM257 8V7H256ZM129 9V8H128ZM149 9V8H148ZM185 8H183V10H182V12L184 13V12H186L187 13V11H186V9L184 10ZM191 9H193V7L191 8ZM190 9V10H191ZM209 9V10H208ZM141 11H143L142 10V7H141V9H140ZM140 10H134V11H140ZM188 10V9H187ZM241 11L242 10H246V8L245 9H240ZM239 10V12H241ZM254 10V9H253ZM131 11V9L129 10V12ZM134 11H132L133 13H135ZM180 11V10H179ZM189 11V10H188ZM192 12H193V10H191ZM191 11H190V13H191ZM202 11H200V12H202ZM256 11V10H255ZM238 12V11H237ZM20 13V12H19ZM18 13V14H19ZM137 13H139V14H141L140 12H137ZM181 13V12H180ZM182 13V14H183ZM245 13V12H244ZM132 14V13H131ZM188 14V13H187ZM240 14H242V12L240 13ZM246 14V13H245ZM14 15V14H13ZM138 15V14H137ZM184 15V14H183ZM193 15V14H192ZM234 15V20L236 21V19H235V16ZM243 15V14H242ZM242 15H240V17L242 16ZM18 16V15H17ZM124 16V15H123ZM132 16V15H131ZM142 16H144L145 17V15H142ZM181 16V15H180ZM247 16V15H246ZM245 16V17H246ZM118 17V16H117ZM121 17V16H120ZM138 17V16H137ZM151 16H149V17H146V18H144L145 20L147 19V18H150ZM156 17V16H155ZM185 17V16H184ZM186 17H187V15H186ZM185 17V18H186ZM194 17V16H193ZM213 17H215L214 19H213ZM238 17V16H237ZM20 18H21V16H20ZM19 18V19H20ZM139 18V17H138ZM153 18V17H152ZM151 18V19H152ZM157 19H158V17H156ZM182 18V17H181ZM231 18V17H230ZM9 19V18H8ZM33 19V18H32ZM119 19V18H118ZM133 19H134V17H133ZM137 19V18H136ZM135 19V20H136ZM140 19H141V17H140ZM139 19V20H140ZM154 19V18H153ZM187 19V21H189ZM211 19H213V20H211ZM238 19H239V17H238ZM237 19V20H238ZM248 19H250L249 18V16H248ZM252 19H255V18H253L252 17ZM143 20V19H142ZM142 20L140 21V22H142ZM148 20V19H147ZM146 20V21H147ZM155 20V19H154ZM160 20H162V19H159V21ZM178 20V19H177ZM182 20H183V18H182ZM200 20V21H199ZM207 20H209L210 22H209V24H208V21ZM231 20V19H230ZM229 20V21H230ZM233 20V19H232ZM233 20V21H234ZM242 20V19H241ZM246 20V19H245ZM256 20V19H255ZM258 20V19H257ZM10 21V20H9ZM144 21V20H143ZM151 21V20H150ZM153 21V20H152ZM156 21V20H155ZM155 21H154V23H155ZM163 21V20H162ZM179 21H181V20H179ZM186 21V19H184V22H187ZM233 21H231V22H233ZM120 22V21H119ZM123 22H124V20H123ZM149 22V21H148ZM177 22V21H176ZM184 22H181V26L180 27H182V24H184L183 26L185 27V25L188 23H184ZM207 22V23H206ZM223 22V23H222ZM239 22V20L238 21H236L235 23H230L233 27H235L234 25L236 24V23H238ZM249 22V21H248ZM9 23V22H8ZM129 23V22H128ZM144 23H145V21H144ZM158 23V22H157ZM163 23V22H162ZM240 23V22H239ZM247 23V22H246ZM1 24V23H0ZM60 24V23H59ZM59 24H58V26H59ZM143 24V23H142ZM146 25H147V23H145ZM159 25H157L158 27H159V29H160V27H161V24H160V22L158 23ZM177 25H178V23H176ZM189 24V23H188ZM205 24L206 25H210L209 27H207V26H205ZM229 24V25H230ZM241 24H242V22H241ZM252 24H254V23H252ZM62 25V24H61ZM65 25V24H64ZM72 25V24H71ZM117 25V24H116ZM120 25V24H119ZM122 25V24H121ZM130 25V24H129ZM154 25V24H153ZM176 25V26H177ZM190 25H192V24H190ZM245 25V24H244ZM3 26V27H2ZM22 26H23V24H22ZM74 26V25H73ZM73 26H70V27H73ZM148 26H149V24H148ZM156 26V24H155V28H158ZM163 26V25H162ZM187 26V25H186ZM189 26V25H188ZM187 26V27H188ZM204 26H205V29H204ZM224 26V27H225ZM243 26V25H242ZM253 26V25H252ZM259 26V25H258ZM5 26L4 25H1V28H4ZM27 27V26H26ZM127 27H129V26H127ZM191 28L193 27V26H190ZM229 27V26H228ZM232 27V28H233ZM239 27V26H238ZM246 27V26H245ZM257 27V26H256ZM260 27V26H259ZM134 28V27H133ZM144 28V27H143ZM142 28V29H143ZM152 28V27H151ZM166 28V27H165ZM183 28V27H182ZM181 28V29H182ZM189 28V27H188ZM237 28V27H236ZM261 28V27H260ZM7 29V28H6ZM35 29V28H34ZM58 29V28H57ZM74 31L76 30V29H74V28H72ZM125 29V28H124ZM128 29V28H127ZM146 29V28H145ZM147 29H150V28H147ZM154 29V28H153ZM178 29V28H177ZM184 29V28H183ZM187 29V28H186ZM199 29V30H198ZM204 29V30H203ZM226 29V28H225ZM231 29V28H230ZM229 29V30H230ZM257 29V28H256ZM255 29V30H256ZM20 30V29H19ZM24 30H27V29H24ZM29 30V29H28ZM32 30V29H31ZM30 30V31H31ZM67 30H70V29H67ZM120 30H121V28H120ZM136 30V29H135ZM151 30V29H150ZM149 30V31H150ZM155 30H157V29H155ZM164 30V29H163ZM179 30V29H178ZM178 30H177V32H178ZM196 30V29H195ZM202 30H203V33L205 34L204 36L202 35L203 33H200V32H202ZM232 30V29H231ZM230 30V33H228V34H231V31ZM234 30V29H233ZM244 30V29H243ZM0 31L1 32H3V30H1L0 29ZM11 31V30H10ZM36 31V30H35ZM64 31V30H63ZM77 31V30H76ZM138 31V30H137ZM142 31V30H141ZM148 31V30H147ZM148 31V32H149ZM152 31V30H151ZM160 31V30H159ZM158 31V32H159ZM205 31V32H204ZM247 31V30H246ZM257 31L259 32L260 30H258L257 29ZM261 31H262V29H261ZM1 32H0V34H1ZM9 32V31H8ZM5 33V39L6 40H4V39H2V41H1V39H0V44H2V42H4V41H6V45L8 46V41H7V36L9 35V37H10V33ZM16 32V31H15ZM14 32V34H16L17 35V33H15ZM61 32V31H60ZM71 32V31H70ZM84 32H86V31H84ZM126 31L124 30V33H125ZM138 32H140V30L138 31ZM144 32V31H143ZM165 32H167V31H165ZM163 33L164 35H166L167 36V34L166 33ZM186 32H187V30H186ZM189 32V31H188ZM187 32V33H188ZM209 32H211V31H209ZM208 32V33H209ZM219 32H221V31H219ZM219 32L218 33H216V35L218 34L219 35ZM252 32V31H251ZM253 32H254V34L256 33L254 30H253ZM252 32V33H253ZM3 33V34H4ZM19 33H20V31H19ZM22 33V32H21ZM31 33V32H30ZM37 33H38V31H37ZM36 33V37H34L35 39H38L37 38V36H39L38 34ZM53 33V32H52ZM64 33H66V31L64 32ZM63 33V34H64ZM72 33V32H71ZM123 33V32H122ZM130 33H131V31H130ZM145 33V32H144ZM151 33V32H150ZM153 33V32H152ZM156 33V32H155ZM183 32H181L180 34H182ZM192 33V32H191ZM211 33H213V32H211ZM225 33V36H228V34H227V32H224ZM232 33H234V32H232ZM242 33V32H241ZM261 33V32H260ZM28 33H26V35H27ZM58 34V33H57ZM66 34H68V32L66 33ZM66 34H65V37H68V36H70V33H69V35L68 36H66ZM77 34V33H76ZM80 34V33H79ZM84 34V33H83ZM86 34H87V32H86ZM86 34H84V36L86 35ZM89 34V33H88ZM88 34H87V36H88ZM134 34V33H133ZM139 34V33H138ZM149 34V33H148ZM179 34V33H178ZM247 34V33H246ZM251 34V33H250ZM2 35V34H1ZM16 35H14V36H16ZM23 35V34H22ZM75 35V34H74ZM73 35V36H74ZM81 35V34H80ZM127 35V34H126ZM130 35V34H129ZM128 35V36H129ZM136 35V34H135ZM141 35H142V33H141ZM163 35V36H164ZM192 35V34H191ZM215 35V36H216ZM224 35V34H223ZM222 35V33H221V37L223 36ZM249 35V34H248ZM3 36V35H2ZM13 36V37H14ZM24 37H26L25 35H23ZM23 36H21L20 35V37L22 38ZM53 36V35H52ZM55 36V35H54ZM73 36L72 37H70V39H69V41L71 40V41H73L72 42V45L74 46L75 44H77L78 43V41L76 40V38L77 39H79L80 40V38L81 37H83V35H81V37L79 36V38H78V36H74V38H75V40L77 41L76 43H74L75 41H74V39H72L73 38ZM132 36V35H131ZM134 36V35H133ZM133 36L131 37V38H133ZM145 36V35H144ZM160 36V35H159ZM185 36H188L187 34H185ZM212 37V38H210V44L209 45H207L208 47H206L205 45L203 46V40H207V38H208V40H209V37ZM254 36V35H253ZM256 36V35H255ZM23 37V38H24ZM28 37H29V35H28ZM55 37H57V36H55ZM125 37V35L123 36V38ZM161 37V36H160ZM181 37H183V36H181ZM192 37V38H193ZM221 37H219V38H221ZM231 37V36H230ZM239 37V36H238ZM252 37V36H251ZM258 37V36H257ZM4 38V37H3ZM33 38V37H32ZM33 38V39H34ZM86 37H84V39H85ZM122 38V39H123ZM128 37H126V39H127ZM136 38V37H135ZM144 38V37H143ZM158 38V37H157ZM164 38H165V36H164ZM186 38V37H185ZM218 38V39H219ZM226 38H228V37H226ZM241 38V37H240ZM250 38V37H249ZM12 39V38H11ZM27 39V38H26ZM25 39V40H26ZM57 39V38H56ZM64 39V38H63ZM84 39L82 38L81 39V41L83 40L84 41ZM87 39V38H86ZM85 39V40H86ZM125 39V38H124ZM129 39H130V37H129ZM163 39V38H162ZM189 39V38H188ZM211 39H213V40H211ZM239 39V38H238ZM255 39H256V37H255ZM9 40V39H8ZM15 40H17V38L15 37L14 39H13V41L11 40V42H12V44H14V43H16L17 41H15ZM19 40H21V39H19ZM18 40V41H19ZM29 40V39H28ZM39 40V39H38ZM52 40H54V37H53V39ZM51 40V41H52ZM128 40V39H127ZM146 40V39H145ZM159 40V39H158ZM168 40V39H167ZM193 40V39H192ZM191 40V41H192ZM220 40V39H219ZM224 36H223V39L221 38V41H222V43H224ZM228 40V39H227ZM244 40V39H243ZM254 40V39H253ZM252 40V41H253ZM22 41V40H21ZM48 41V40H47ZM55 41V40H54ZM65 41V40H64ZM68 41V42H69ZM82 41V43H84ZM88 41V40H87ZM87 41H86V43H87ZM124 41V40H123ZM147 41H148V39H147ZM161 41V40H160ZM180 41V40H179ZM190 41V40H189ZM221 41H218L219 43V46L217 45V47H219L218 48V51H220V47L222 46V47H225L224 45H222V43H221V45H220V42ZM230 41H232V40H230ZM14 42V43H13ZM26 42H30V41H27L26 40ZM38 42H41L40 40L39 41H37V43ZM44 42V41H43ZM43 42H41V44L43 43ZM50 42V41H49ZM165 42H166V40H165ZM173 42V41H172ZM206 42V41H205ZM228 42H229V40H228ZM19 43H20V41H19ZM22 43V42H21ZM28 43H26V45H19L18 43H16V44H18L17 45V47L18 46H22V47H26L27 46V44ZM33 43L34 42H32V44L31 43H29V46H31V45H33ZM51 43V42H50ZM58 43V42H57ZM71 43V42H70ZM195 43V42H194ZM206 43H208V41L206 42ZM237 43V42H236ZM3 44H5V42L3 43ZM16 44H15V46H16ZM34 44H36V43H34ZM52 44H53V42H52ZM79 44V46L81 47V48H79V49H77V51L79 52V53H81L80 51H84L85 49H83L84 47H82L81 46V42H79L78 43ZM78 44H77V46H78ZM173 44H174V42H173ZM251 44V43H250ZM254 44V43H253ZM56 45V44H55ZM59 44H57V47H58V50H57V48L56 47H54V49L56 48V52H57V54L59 53V51H61L60 49H63V48H60L59 46H58ZM64 45V44H63ZM70 45V44H69ZM178 45V44H177ZM177 45H174V46H177ZM180 45V44H179ZM215 45V46H214ZM247 45V44H246ZM3 46V45H2ZM1 46V47H2ZM10 46H11V48L13 47L12 45H11V43H10ZM10 46H8L7 47V49L5 50L6 51V53L7 54H11V52L14 50V52L13 53H15V49H13V50H11V48H10ZM13 47V48H16V47ZM29 46H28V48H29ZM34 46V45H33ZM32 46V47H33ZM38 46V45H37ZM52 46H54V45H52ZM76 46V45H75ZM74 46V47H75ZM77 46H76V48H77ZM83 46H85V43H84V45ZM182 46V43H181V45L179 46V49H180V47ZM0 47V48H1ZM64 47V46H63ZM73 47V48H74ZM86 47V46H85ZM205 49H204V48ZM222 47H221V50H222ZM262 47V46H261ZM4 48V47H3ZM27 48V47H26ZM31 48V47H30ZM43 48H44V46H43ZM47 48V47H46ZM60 48V49H59ZM70 48V47H69ZM72 48V47H71ZM95 48V47H94ZM94 48H93V50H94ZM159 48V47H158ZM163 48H165V47H163ZM163 48H162V50H163ZM177 48V47H176ZM198 48H199V52L201 53V55H199V53L197 52V50H198ZM242 48V47H241ZM248 48V47H247ZM249 48H251V47H249ZM248 48V49H249ZM10 49V50H9ZM20 48H17L16 50H18V51H21V50H19ZM37 49H39V48H37ZM41 50H39V54H40V51H42L43 49L42 48H40ZM81 49H83V50H81ZM156 49V48H155ZM182 49H183V46H182ZM226 49V48H225ZM225 49H223L224 51H220L219 52V54L221 53V52H226L225 51ZM232 49V48H231ZM2 50V49H1ZM28 50H30V49H26V51L28 52ZM34 50V54H37L36 53V50L35 49H33ZM33 50H31V51H33ZM52 50H53V48H52ZM64 50V49H63ZM72 50V49H71ZM76 50V49H75ZM91 50V48L89 49V51ZM92 50V51H93ZM126 50V49H125ZM128 50V49H127ZM161 50V48H160V51H162ZM170 50H171V48H170ZM215 50H216V52H215V54L216 53H218V51H217V49H216V47H215ZM250 50V49H249ZM7 51H9V53L7 52ZM18 51H16V53L18 52ZM24 51V50H23ZM23 51H21L22 52V54L24 53ZM25 51V52H26ZM38 51V50H37ZM128 51H130L131 52V50L129 49ZM158 51V50H157ZM164 51V50H163ZM177 51V50H176ZM180 51H181V49H180ZM190 51V50H189ZM209 51H206V53L207 52H209ZM261 51V50H260ZM20 52V53H21ZM191 52V51H190ZM227 52H229L228 50H227ZM232 52V51H231ZM247 52V51H246ZM12 53V54H13ZM33 52H31V54H32ZM51 53H53V55H54V52L52 51ZM61 53H62V51H61ZM68 53V52H67ZM69 53H71V52H69ZM74 52H72L71 54H73ZM77 53V52H76ZM125 53L127 54V51H125ZM129 53V52H128ZM164 53V52H163ZM162 53V54H163ZM184 53H187L186 51L184 52ZM192 53V52H191ZM214 53V52H213ZM237 53V52H236ZM254 53V52H253ZM263 53V52H262ZM3 54H5V52H3ZM10 54L8 55V56H6V58L5 57H2L3 55H2V53L0 54V60H6V59H9L11 56H10ZM28 54V53H27ZM66 54V53H65ZM64 54V55H65ZM70 54V55H71ZM86 54H88V53H86ZM193 54H195V53H193ZM222 54V53H221ZM239 54V53H238ZM245 54V53H244ZM250 54V53H249ZM259 54V53H258ZM2 55V56H1ZM16 55H18V54H15V56ZM44 55V54H43ZM52 55V56H53ZM62 55V54H61ZM82 55H83V53H81L79 56L81 57V59H80V61L82 60V61H84L85 62V60L84 59H86V58H84V57H82ZM88 55H90V54H88ZM91 55H93V54H91ZM90 55V56H91ZM129 55V54H128ZM191 55V54H190ZM225 55V54H224ZM227 55H229V54H226V57H229V56H231V54L229 55V56H227ZM232 55H233V53H232ZM235 55V54H234ZM233 55V56H234ZM21 56V55H20ZM28 55H25L24 56V58L25 57H27ZM41 56H42V53H41ZM51 56V57H52ZM66 56V55H65ZM84 56V55H83ZM98 56V55H97ZM127 56V55H126ZM130 56V55H129ZM195 56V55H194ZM194 56H192L191 55V57H194ZM236 56H238V55H236ZM12 57H14V55L12 56ZM16 57H18V56H16ZM16 57H14L15 59H17ZM22 57V56H21ZM30 56H28V58H29ZM34 57H36L35 55H34ZM63 57V56H62ZM87 57V56H86ZM92 57H94V56H92ZM124 57H125V55H124ZM165 57V56H164ZM218 57H216V60L218 61ZM225 57V58H226ZM235 57V56H234ZM243 57H245V56H243ZM250 57V56H249ZM253 57V56H252ZM252 57H250V58H252ZM5 58V59H4ZM14 58H12V61H11V59H10V61L13 63V59ZM28 58H26V59H28ZM31 58V57H30ZM39 58V57H38ZM41 58V57H40ZM53 58V61H54V57H52ZM95 59L97 58V57H94ZM98 58H100V57H98ZM98 58L96 59V60H98ZM125 58H127V57H125ZM180 58V57H179ZM184 58V57H183ZM187 58V57H186ZM186 58H185V61H186ZM224 58V59H225ZM233 57H231V59H232ZM236 58V57H235ZM233 59L234 61L236 60V59ZM247 58V57H246ZM14 59V60H15ZM35 59V58H34ZM59 59V58H58ZM75 59H77V58H75ZM79 59H77V61L79 60ZM129 59V58H128ZM128 59L126 60L127 62H128ZM181 59V58H180ZM229 59H230V57H229ZM257 59V58H256ZM0 61V62H2V63H6V62H9V61ZM21 60V59H20ZM30 60V59H29ZM44 60V59H43ZM47 60H48V58H47ZM50 60H52V59H50ZM49 60V61H50ZM90 60H93V58L92 59H90L89 58V60L88 61H90ZM95 60V61H96ZM100 60V59H99ZM130 61H132V59H129ZM237 60H238V58H237ZM236 60V61H237ZM240 60V59H239ZM249 60V59H248ZM259 60V59H258ZM263 60V59H262ZM40 61V60H39ZM45 61V60H44ZM53 61H50L51 63H50V65H51V67H52V63H53ZM80 62L81 64L82 63H84V62ZM183 61V60H182ZM190 61V60H189ZM233 61V62H234ZM235 61V62H236ZM246 61V60H245ZM257 61V60H256ZM16 62V61H15ZM23 62V61H22ZM26 62H28V60L26 61ZM93 62V61H92ZM98 62V61H97ZM184 62V61H183ZM228 62V63H227ZM239 63H241L240 61H238ZM238 62H236L235 64L233 63V64H231L230 63V65H231V67H232V65H235V67H238ZM249 62V61H248ZM247 62V64H249ZM253 62V61H252ZM11 63V64H12ZM64 63V62H63ZM94 63V62H93ZM129 63V62H128ZM213 63H214V65H213ZM225 63H227L226 64V69H225V66H224V64ZM244 63V62H243ZM243 63L242 64H239V65H241V67L240 68H243L244 67V65H243ZM7 64H9L10 65V62L9 63H7ZM26 64V67H28V65H27V63H25ZM34 64H36L35 62H34ZM85 64H86V62H85ZM88 64V63H87ZM96 64V63H95ZM94 64V65H95ZM184 64V63H183ZM189 64V63H188ZM246 64V63H245ZM9 65H5V67H6V70H8L9 71ZM14 65V64H13ZM16 65V64H15ZM20 65V64H19ZM22 65V64H21ZM24 65V64H23ZM42 65V64H41ZM45 65V64H44ZM47 65H49V64H47ZM47 65H46V68H47ZM50 65H49V67H50ZM64 65H66V64H64ZM78 65H80L79 64V62H78ZM185 65H186V63H185ZM242 65H243V67H242ZM257 65V64H256ZM29 66L30 67H34V65H31V64H29ZM39 66V65H38ZM0 67H1V64H0ZM11 67H12V65H11ZM53 67H55V65L53 64ZM71 67H72V63H71ZM81 67H82V65H81ZM87 67H88V65H87ZM91 67H92V65H91ZM97 67H98V64H97ZM96 67V68H97ZM132 67H134V65H132L131 64V69H130V73H131V70H132ZM2 68H3V64H2ZM16 68V67H15ZM19 68V67H18ZM21 68V67H20ZM35 68V67H34ZM44 68V67H43ZM79 68V67H78ZM85 68V67H84ZM90 68V67H89ZM93 68V67H92ZM111 68H113V69H111ZM110 69L111 70H114V67H111ZM253 68V67H252ZM261 68V67H260ZM264 68V67H263ZM5 69V68H4ZM14 69V68H13ZM22 69H23V67H22ZM27 69H29V68H27ZM41 69L42 68H40V71H41ZM45 69V68H44ZM49 69V68H48ZM70 69V68H69ZM74 69V68H73ZM190 69V68H189ZM231 69V68H230ZM257 69V68H256ZM2 69L0 68V71H1ZM6 70H2L3 71V73H1L2 75L3 74H5L4 72L6 71ZM16 70V69H15ZM25 70V68L23 69V71ZM56 70H57V68H56ZM64 70V69H63ZM84 70V69H83ZM94 70V69H93ZM137 70V69H136ZM136 70L134 69L133 70V72H136ZM190 70H192V69H190ZM228 70V71H227ZM233 70V69H232ZM234 70H236V68L234 69ZM252 70V69H251ZM260 70V69H259ZM258 70V71H259ZM29 71V70H28ZM31 71V70H30ZM45 71H46V69H45ZM78 71V70H77ZM85 71V70H84ZM89 71H92V70H89ZM94 71H96V70H94ZM93 71V72H94ZM139 71V70H138ZM184 71V70H183ZM261 71V70H260ZM16 72V71H15ZM42 72V71H41ZM47 72H49L50 73V71H47ZM53 72H54V74H57V73H55V71L53 70ZM80 72V71H79ZM145 71H143V73H144ZM146 72H148V71H146ZM153 72V71H152ZM156 72V71H155ZM157 72H159V71H157ZM228 72V73H227ZM236 72V71H235ZM244 72V71H243ZM249 72L251 73V75L253 74V72L252 71H250L249 70ZM7 73V72H6ZM17 73H18V71H17ZM29 73V72H28ZM90 73H92V72H90ZM97 73V72H96ZM111 73H113L112 71H111ZM115 73V72H114ZM149 73H151V71H149ZM182 73V72H181ZM180 73V74H181ZM193 73V72H192ZM231 73H234L233 71L231 72ZM249 73V74H250ZM259 72H257V74H258ZM26 74V73H25ZM30 75H33V74H31V73H29ZM39 74V73H38ZM43 74V73H42ZM50 74H52L53 75V73L51 72ZM76 74H81V73H76ZM87 74V73H86ZM101 74V73H100ZM99 74V75H100ZM133 73H131V75H132ZM136 74H138L139 75V73H137L136 72ZM148 74V73H147ZM183 74V73H182ZM182 74H181V78H182ZM229 74V75H228ZM248 74V72H247V75H249ZM256 74V75H257ZM260 74V73H259ZM2 75L0 76V79L3 81V77H2ZM9 76H10V74H8ZM44 75V74H43ZM72 75H73V73H72ZM93 75H95V72L91 75V77L93 76ZM98 75V76H99ZM115 75V74H114ZM135 75V74H134ZM143 75V74H142ZM151 75V74H150ZM164 75V74H163ZM251 75L249 76V77H251ZM5 76V75H4ZM12 76V75H11ZM44 76H46V75H44ZM96 76H97V74H96ZM97 76V77H98ZM103 76V75H102ZM144 76V75H143ZM242 77H243V73H242V75H241ZM245 76H246V74H245ZM258 76V75H257ZM264 76V75H263ZM20 77H22V76H20ZM28 77V76H27ZM26 77V78H27ZM37 77H39V75L37 76ZM49 77V79H50V76H48ZM47 77V78H48ZM59 77H60V75H59ZM63 77H64V75H63ZM63 77L62 78H60V79H62V82H63V80L65 79H63ZM89 78V77H87V76H84V78ZM96 77V78H97ZM140 77V76H139ZM139 77H137V78H139ZM144 77H146V78H148V76H144ZM143 77V78H144ZM151 77V76H150ZM149 77V78H150ZM158 77H159V73H158ZM261 77V76H260ZM11 79V80H15V79H12V78H8V77H5V80L7 81V79ZM25 78V77H24ZM25 78V79H26ZM77 78H79V76H77ZM76 78V79H77ZM82 79L81 78V80L82 81H84V80H86V79ZM94 78V77H93ZM96 78H94V79H96ZM160 78V77H159ZM158 78V82H160V83H162V84H160L162 87H163V81L161 80L162 78H160L159 79ZM262 78V77H261ZM33 79V78H32ZM31 78H30V80H32ZM35 79V78H34ZM40 79H41V76H40ZM52 79V78H51ZM55 79H57V77L55 78ZM140 79V78H139ZM188 79V78H187ZM186 79V80H187ZM241 79V78H240ZM240 79H238V82L240 83V82H245V80L248 82L249 80V83H251V84H253L252 82L253 81H251V80H253V78H248L247 76H246V79H241V80H244V81H240ZM0 80V81H1ZM11 80H8V82H9V84H10V81ZM38 80V79H37ZM36 80V81H37ZM45 80V79H44ZM65 80H67V78L65 79ZM75 80V79H74ZM90 80H91V78H90ZM160 80V81H159ZM183 80H185V78H184V74H183V78L181 79V82L183 83V85H185L184 84V82L186 83V81H184L183 82ZM194 80V79H193ZM1 81V82H2ZM4 82L5 84L3 85V86H1L0 87V89H2V87H3V89L5 88V87H7V89H8V87L10 88V86H8V84H7V82ZM46 81V80H45ZM49 82L51 81V80H48ZM188 82L187 83H189L190 81L189 80H187ZM256 81V80H255ZM14 82H16V80L14 81ZM25 82H27V80L25 81ZM33 82V81H32ZM31 82V83H32ZM38 82V81H37ZM48 82V83H49ZM52 82V81H51ZM50 82V83H51ZM54 82H56V81H54L53 80V82L52 83H54ZM59 83H60V81H58ZM61 82V83H62ZM65 82H68V81H64L63 83H65ZM85 82V81H84ZM232 82V81H231ZM230 82V83H231ZM237 82V84H239ZM247 82H246V84H245V86L246 85H249V83L247 84ZM263 82V81H262ZM17 83V82H16ZM40 83V82H39ZM47 83V82H46ZM49 83V84H50ZM50 84V86H53V84ZM60 83V84H61ZM62 83V84H63ZM186 83V84H187ZM257 83H259V82H257ZM264 83V82H263ZM29 84V83H28ZM55 84V83H54ZM58 84V83H57ZM60 84L58 85V86H60ZM66 84V88L65 89H67V87L70 89V83H68V85H67V83H65ZM190 84V83H189ZM189 84H187L188 85V87L190 86ZM251 84H250V87H251ZM260 84V83H259ZM12 85H13V83H12ZM17 85H18V83H17ZM23 85V84H22ZM32 85H33V83H32ZM35 85V84H34ZM40 85V84H39ZM38 85V86H39ZM81 85V84H80ZM83 85V84H82ZM155 85H158L157 84V81H156V84H154V86ZM187 85H185L186 87H187ZM263 85V84H262ZM14 86V85H13ZM47 86V85H46ZM54 86H57L56 84L54 85ZM63 86V85H62ZM74 86V85H73ZM83 86H85V85H83ZM86 86H87V84H86ZM85 86V87H86ZM159 86V85H158ZM192 86V85H191ZM256 86H258V85H256ZM18 87H20V89H21V87L22 86H19L18 85ZM44 87V86H43ZM84 87V88H85ZM239 87V86H238ZM241 87V86H240ZM253 87H255L254 86V84H253ZM252 87V88H253ZM261 87V86H260ZM13 89H15L14 87H12ZM12 88H10V90L8 89V91H9V95L10 96H12V93L13 92H11L13 89ZM32 88V87H31ZM37 88V87H36ZM47 88V87H46ZM51 88V87H50ZM54 88H56V87H54ZM53 88V91H48V89H45L46 91H48V92H52L53 94L57 91H59V90H61V89H57V90H55ZM64 88V87H63ZM79 88H80V86H79ZM90 88V87H89ZM89 88H87V89H89ZM107 88V87H106ZM156 88H158L157 86H156ZM190 88V87H189ZM247 88V87H246ZM256 88H258V87H256ZM264 88V87H263ZM262 88V89H263ZM6 89V88H5ZM5 89L3 90V91H5ZM52 89V88H51ZM91 89V88H90ZM162 90H163V88H161ZM191 89V88H190ZM250 89V88H249ZM261 89V88H260ZM260 89H258V91L260 90ZM32 90V89H31ZM63 90V89H62ZM68 90V89H67ZM250 90H252V89H250ZM256 90V89H255ZM14 91V90H13ZM16 91H18L19 92V89H17ZM42 91V90H41ZM40 91V92H41ZM55 91V92H54ZM70 91V92H69ZM69 91H67V93L69 92L70 94H72L71 92H73V91H75V90H69ZM81 91V90H80ZM79 91V92H80ZM238 91H239V93H238ZM10 92H11V94H10ZM48 92H46V93H48ZM57 92L55 93V95L59 98L60 97V95H61V93H62V96H63V92L64 91H60V92H58L59 94L57 95ZM65 92H66V90H65ZM64 92V93H65ZM78 92V91H77ZM164 92V91H163ZM242 92H245V93H242ZM252 92V91H251ZM257 92V91H256ZM262 92V91H261ZM0 93H1V91H0ZM6 93L7 92H5V93H2V94H5L4 96H6ZM14 93H15V91H14ZM42 93H43V91H42ZM41 93V94H42ZM8 94V93H7ZM20 94H21V92H20ZM40 94V93H39ZM38 94V95H39ZM193 94V93H192ZM241 94V95H240ZM255 94V93H254ZM254 94H252V95H254ZM262 94H264V91H263V93ZM262 94H260V96L262 95ZM15 95V97H13ZM12 97L14 98V99H16V101L15 102H17V97H16V94H14ZM26 95V94H25ZM28 95V94H27ZM46 95V94H45ZM48 95H50V97H51V93L50 94H48ZM54 95V96H55ZM69 95V94H68ZM75 96L76 95H78V93L76 94V92H75V94H74ZM80 95V94H79ZM158 95V94H157ZM242 95H246L245 97V99H244V96H242ZM257 96L259 95V94H256ZM20 96H23V95H20ZM56 96H55V98H56ZM71 96V95H70ZM81 96V95H80ZM161 96V93L159 94V97ZM163 96H164V94H163ZM162 96V100H161V102L162 103H165L166 101V99H165V97H163ZM193 96V95H192ZM264 96V95H263ZM9 97V96H8ZM26 97V96H25ZM41 97V96H40ZM43 97V96H42ZM64 98H65V96H63ZM79 97V96H78ZM252 97H254V96H252ZM259 97V96H258ZM55 98H53V99H55ZM67 98V97H66ZM65 98V99H66ZM264 98V97H263ZM11 97H9V98H7V96L4 98L3 97V99H0V109H1V111H0V122H1V127H0V129H1V133H0V180L3 182L4 180H7L8 182H14V184L12 185V184H10L9 186H8V188H6V192H7V194H9V195H11V196H15V199H16V204H17V235H18V237H17V239H18V245H17V250H16V253H17V264H36L37 263V261H38V259H39V256H42V255H39V254H41V253H38V251L40 252H42V251H44L45 250V248H44V250H41V246L39 245L38 246V244L40 243V241L43 239V238H45V239H47L48 237H42L43 236V234H41L40 232H39V235L41 236L40 238H39V240H36V233L35 232H33L31 229H35V226L38 224H36L35 226H30L29 228H31L30 229V231H28L29 229H23V227L22 226H24L25 224H22V223H24V221L22 222V223H20V216H21V218H23V212H24V215L26 214V212L28 213V209H27V207L25 208L26 209V211H24V209L21 211V205H22V202H23V200L25 199V198H28L30 195H32L33 193H32V191H33V189H34V186H32L33 187V189L32 190H30V191H27V190H29L28 188H30L31 186H28V187H24V186H22V188L24 187V189H22L20 186L21 185H24L25 183H23V178L21 179V172H22V169H21V165H20V163L22 162V160L21 161H19V158H20V155H21V150H20V147L21 146H19L20 145V136L19 135H17L16 133H15V131H16V129H17V127H20V128H18V129H24L25 131H26V141H28V139L30 138V134L31 133H34V129L36 128V127H40L41 128V130H44V131H46V133L48 132L47 131V129H46V123L48 122V118H49V116H50V114H51V111H49L50 109L48 108L49 107V105H50V103H52V102H50V101H52V100H48V99H43V100H41V99H39L40 101H38V102H34L33 104L36 106V105H39V106H36L37 108H40V106L44 109H48V111L50 112V114H49V112L47 111V110H45V111H41V112H38V113H30V112H21V113H19V115H16L15 117L13 116V115H11L10 113L12 112V109L10 110V111H8V109L7 108H9V107H13L12 106V102H14L13 100L14 99H12ZM26 99H28V98H26ZM83 99V98H82ZM250 99V101H248V100ZM257 99V98H256ZM261 99V98H260ZM77 100H79V99H77ZM76 100V101H77ZM158 100L160 101V98H158ZM254 100V99H253ZM37 101V100H36ZM56 101V100H55ZM55 101H53L54 103H55ZM63 101L65 102V100L63 99ZM247 101L249 102V103H247ZM257 101V100H256ZM25 102V101H24ZM27 102V101H26ZM31 102V101H30ZM194 102V101H193ZM255 102V101H254ZM254 102H252V103H254ZM258 102V101H257ZM257 102H255V103H257ZM57 103V102H56ZM59 103H61V102H59ZM254 103V104H255ZM20 104V103H19ZM58 104V103H57ZM250 106L249 107V109H248V105ZM14 105V104H13ZM30 105V104H29ZM59 105V104H58ZM261 105V106H260ZM16 106H17V103H16ZM33 107V109H37L36 107ZM56 106V105H55ZM60 106V105H59ZM61 106H63V105H61ZM254 108H253V107ZM15 107V106H14ZM263 107V108H262ZM23 108V107H22ZM51 108V107H50ZM54 107H52V109H53ZM64 108V107H63ZM59 109V108H58ZM62 109V108H61ZM253 109H254V111H253ZM256 109H258V111L256 110ZM261 109H263V111L261 110ZM139 110V109H138ZM163 110V109H162ZM37 111V110H36ZM65 111V110H64ZM144 111V110H143ZM257 111V112H256ZM259 112V113H258ZM54 112L52 111V114H53ZM61 113H63V112H61ZM13 114V113H12ZM69 114V113H68ZM57 115H58V113H57ZM65 115V114H64ZM63 115V116H64ZM60 116H62V115H60ZM60 116L57 118L58 119V121H57V123L59 122V118H60ZM51 117V116H50ZM64 119H66V118H64ZM52 120V119H51ZM38 122L40 123V124H38ZM66 122V121H65ZM59 124V123H58ZM57 124V125H58ZM63 124H64V122H63ZM66 124V123H65ZM57 125H53L54 126V128H55V131H56V126ZM62 125V124H61ZM252 126V127H254L255 126V128H254V130H255V132L253 131H251V128L249 127V126ZM254 125V126H253ZM65 127V126H64ZM247 127H249V128H247ZM76 128H77V126H76ZM113 128V127H112ZM37 129V128H36ZM40 130V131H41ZM61 129H59V131H60ZM109 131H110V129H108ZM107 130V131H108ZM22 131V130H21ZM58 131V132H59ZM113 131V129L111 130V133H113L112 132ZM135 131H137V130H135ZM17 132V131H16ZM54 132V131H53ZM55 133V132H54ZM60 133H62V132H60ZM77 133V132H76ZM111 133L109 134V136H111ZM140 133V132H139ZM194 133V134H195ZM40 134V133H39ZM48 134V133H47ZM64 134V133H63ZM79 134V133H78ZM135 134H136V132H135ZM138 134V133H137ZM48 136V135H47ZM64 136V135H63ZM62 136V137H63ZM50 137V136H49ZM61 137V136H60ZM60 137H58V139H60ZM61 137V138H62ZM65 138H66V136H64ZM39 138V137H38ZM37 138V139H38ZM74 138V137H73ZM46 139V138H45ZM64 139V138H63ZM49 140V139H48ZM66 140V139H65ZM256 140V141H255ZM74 141V140H73ZM77 141H79V139L77 140ZM181 141L182 142H184L183 144H185L184 146H183V144H182V142H181V144H182V149L184 150V148H185V146H186V143H185V141L184 140H182L181 139ZM254 141V142H253ZM59 142V141H58ZM70 143H72L73 144V142H71V141H69ZM26 143V142H25ZM29 143V142H28ZM42 143V142H41ZM41 143H40V145H41ZM48 143V142H47ZM61 143V142H60ZM60 143H58L59 145H60ZM74 143H75V141H74ZM51 144V143H50ZM55 144H56V142H55ZM77 144H79V143H77ZM76 144V145H77ZM81 144V143H80ZM180 144V145H181ZM49 145V144H48ZM47 145V146H48ZM53 145V144H52ZM58 145V146H59ZM70 145V144H69ZM73 146V147H77V148H75V151H72L71 153L73 154V155H76V156H81V157H87V158H89V156H88V151L87 150H89V146H87V148H85V146H81V145H77V146ZM256 145V144H255ZM27 146V145H26ZM55 146V145H54ZM66 146V145H65ZM160 146H161V148H163L164 146L163 145H159V148H160ZM163 146V147H162ZM221 146V147H222ZM262 147H263V145H261ZM260 145H259V148H262ZM56 147V146H55ZM42 148V147H41ZM165 148V147H164ZM218 148V147H217ZM216 148V149H217ZM264 148V147H263ZM59 149V148H58ZM57 149V150H58ZM62 149H65L66 150V147L65 148H62ZM181 149V148H180ZM181 149V150H182ZM220 149V148H219ZM218 149V150H219ZM43 150V149H42ZM48 151H51L50 149H47ZM163 150V149H162ZM220 150H222V149H220ZM261 150V149H260ZM53 151H54V148H53ZM58 151H60V153H61V151L62 150H58ZM135 151V150H134ZM165 151V150H164ZM174 151H175V153H176V150L174 149ZM180 151V150H179ZM185 151H186V149H185ZM195 151V150H194ZM216 151V150H215ZM44 152V151H43ZM66 152V153H65ZM158 152V151H157ZM173 152V151H172ZM172 152H165L166 153V155H168V154H170V153H172ZM183 152V154L184 155H186V153L184 152V151H182ZM182 152L180 151L179 153H180V155L182 154ZM219 152V151H218ZM262 152H263V149H262ZM261 152V153H262ZM49 153V152H48ZM55 153V152H54ZM67 153H70V152H68V151H64V154H65V156H66V154ZM132 153H134V152H131V154L130 155H126L125 153L123 154V152H116L115 153V155H114V157H116V158H119L120 160H121V158H122V156L124 155V158L126 159L127 158V160L129 161H132V162H130V164L129 165H131V167H136L135 169L137 170L138 168L137 167H141L142 165H141V162L143 161V160H141V158L139 159L137 156H139V154L136 152V153H134V156H132L133 154ZM146 154H147V152H145ZM164 153V152H163ZM165 153H164V155H162V157L161 158H164L166 155H165ZM175 153H173V156H175ZM177 153H178V151H177ZM176 153V154H177ZM196 153V155H197V151L195 152ZM212 153V152H211ZM215 153V152H214ZM216 153H217V151H216ZM220 153V152H219ZM219 153H217V157H219ZM223 153V152H222ZM258 154V156H260L261 157V159H258V157H257V159L258 160H256L254 157H255V154ZM260 153V154H261ZM46 154V153H45ZM45 154H44V156H45ZM56 154V153H55ZM62 154V153H61ZM93 154V153H92ZM95 154V153H94ZM93 154V155H94ZM136 154H138V155H136ZM182 154V155H183ZM68 155V154H67ZM96 155V154H95ZM94 155V156H95ZM135 155H136V157H135ZM156 155H158V154H156ZM160 155H161V153H160ZM211 155V154H210ZM216 155V154H215ZM262 155V154H261ZM43 156V155H42ZM49 156V155H48ZM55 156V155H54ZM64 156V157H65ZM97 156V155H96ZM99 156V155H98ZM129 156H131V158L133 157V158H135V159H137L138 158V160H141L139 163H140V165H139V163L136 165V162L134 161V163H133V158L131 159ZM164 156V157H163ZM187 156V155H186ZM199 156V157H200ZM212 156H213V154H212ZM257 156V155H256ZM63 157V158H64ZM114 157H113V159H114ZM141 157V156H140ZM145 157H147V155L145 156ZM167 157H169V159L171 158L170 156H166V159H167V161H169L168 160V158ZM210 157V156H209ZM217 157H215L216 159H214V160H217ZM29 158H31V156H29ZM43 158V157H42ZM46 158V157H45ZM68 159L70 158L69 156L67 157ZM67 158L65 159V160H67ZM173 158H175V157H173ZM183 159L185 158V156L184 157H182ZM181 158V159H182ZM208 158V157H207ZM206 158V159H207ZM213 158H214V156H213ZM23 159V158H22ZM47 159V158H46ZM58 159V158H57ZM62 159V158H61ZM73 159V158H72ZM145 159H148V158H145ZM219 159V160H220ZM25 160H27V159H25ZM53 160H54V158H53ZM75 160V159H74ZM77 160V159H76ZM88 160H90V159H88ZM92 160V159H91ZM171 160V159H170ZM174 160V159H173ZM254 160H256V162L254 161ZM41 161V160H40ZM63 161V160H62ZM185 161V159L184 160H182V162H184ZM210 162L211 161V159H207V162ZM26 162V161H25ZM28 162V164H27V166L29 167V164H30V161H27ZM32 162V161H31ZM58 162V161H57ZM56 162V163H57ZM65 162V161H64ZM63 162V163H64ZM70 162H71V160H70ZM69 162V163H70ZM73 162H75V166L74 167H76V165H77V162L76 161H73ZM98 162V161H97ZM202 162V161H201ZM206 162V161H205ZM208 162V165L209 164H213V162H211V163H209ZM253 162V163H252ZM254 162H255V166H254ZM55 163V162H54ZM55 163V164H56ZM68 163V162H67ZM68 163V164H69ZM72 163V162H71ZM133 163V164H132ZM219 163V162H218ZM251 163V164H250ZM258 163V162H257ZM22 164H24V163H22ZM26 164V163H25ZM32 164V163H31ZM53 164V163H52ZM54 164V165H55ZM96 164H98V163H96ZM181 164V163H180ZM211 164V165H212ZM220 164V163H219ZM261 164V163H260ZM259 164V165H260ZM48 165H49V163H48ZM57 165V164H56ZM56 165H55V167H56ZM59 165V164H58ZM64 165H66V162H65V164ZM82 165H83V162H82ZM82 165H81V167H82ZM251 165V166H250ZM258 165V166H259ZM263 165V164H262ZM23 166V165H22ZM31 166V165H30ZM60 166V165H59ZM184 166H185V164H184ZM187 166V165H186ZM185 166V167H186ZM258 166H256V167H258ZM28 167H27V170H28ZM48 167V166H47ZM51 167V166H50ZM54 167V168H55ZM65 167V166H64ZM69 167V166H68ZM72 167V166H71ZM188 167V166H187ZM30 168V167H29ZM58 168V167H57ZM60 168V167H59ZM180 168H181V166H180ZM227 168V169H228ZM260 168H261V166H260ZM32 169H33V167H32ZM66 169V168H65ZM68 169V168H67ZM70 169V168H69ZM68 169V170H69ZM73 169V168H72ZM74 169H76V168H74ZM79 170H81L80 168H78ZM85 169V168H84ZM224 169H226V168H224ZM233 169V170H234ZM243 169H245L244 167H243ZM243 169H242V171H243ZM258 169V168H257ZM43 170H46V169H43ZM59 170H61V169H59ZM59 170H57L58 172H59ZM63 170V169H62ZM71 170V169H70ZM78 170V171H79ZM139 170H141V169H139ZM183 170H185V169H183ZM187 170H191V168L190 169H188L187 168ZM186 170V171H187ZM252 170V169H251ZM29 171H31V168L29 169ZM50 171V170H49ZM74 171V170H73ZM76 171V170H75ZM74 171V172H75ZM82 171H83V169H82ZM86 171V170H85ZM232 171V170H231ZM248 171V170H247ZM259 171H262V170H260L259 169ZM264 171V170H263ZM32 172V171H31ZM31 172H29L28 173V177L26 178L25 176H24V179H25V182L27 181L28 182V184H30V185H32L33 184V181L35 180L34 178H35V176L33 177V174H35L34 173V171H33V173H31ZM46 172V171H45ZM55 172V171H54ZM64 171H60L59 173H63ZM66 172V174L67 173H69L67 170L65 171ZM77 172V171H76ZM258 172V171H257ZM52 173H53V171H52ZM57 173V172H56ZM72 173V171L70 172V174ZM78 174H79V172H77ZM82 173H84V172H82ZM191 175H192V173H191V171L189 172ZM233 173V172H232ZM232 173L230 174V175H232ZM242 173V172H241ZM256 173V172H255ZM260 173V172H259ZM263 173V172H262ZM46 174H47V172H46ZM54 175H55V173H53ZM65 174V175H66ZM189 174V175H190ZM251 174V173H250ZM249 174V175H250ZM261 174V173H260ZM61 175H63V174H61ZM60 175V176H61ZM73 175H75V173H73ZM253 175V174H252ZM50 176V175H49ZM53 176V175H52ZM57 176H59V174L57 175ZM56 176V177H57ZM80 178H81V175H78ZM96 176V175H95ZM233 176H234V174H233ZM255 176V175H254ZM64 177V176H63ZM72 178V176L71 175H69L68 176V174H67V177L66 178H69V180ZM76 177V175L75 176H73V178H75ZM251 177V176H250ZM259 177H260V175H259ZM48 178V177H47ZM72 178V179H73ZM79 178V179H80ZM95 178H97V177H95ZM252 178V177H251ZM254 179L253 180H255V177H253ZM49 179V181H50V183H51V180H50V178H48ZM47 179V180H48ZM56 179V178H55ZM59 179H62L61 177L59 178ZM261 179H262V182H264V177L262 178L261 177ZM21 180V181H20ZM23 180V181H22ZM58 180V179H57ZM57 180H55V181H57ZM62 180H64V178L62 179ZM81 180H84V179H80L79 181H81ZM93 180H95V179H93ZM99 180V179H98ZM98 180H95V181H98ZM260 180V178L258 179V181ZM60 181V180H59ZM73 181H75V179L73 180ZM1 182V183H2ZM5 182V181H4ZM35 182V181H34ZM63 182V181H62ZM76 182H78V180L76 181ZM249 182V181H248ZM255 182H256V180H255ZM260 182V181H259ZM22 183V184H21ZM49 183V184H50ZM72 183V182H71ZM74 183V182H73ZM79 183V182H78ZM261 183V182H260ZM259 183V184H260ZM63 184H66V183H63ZM61 185V184H59V185H56L55 186V189L57 188V189H59L60 191H61V189L63 190L66 186L65 185ZM67 184H68V181H67ZM69 184H70V181H69ZM76 184V183H75ZM250 184V183H249ZM255 184V183H254ZM259 184H258V187H259ZM264 184V183H263ZM263 184H261L262 186H264ZM27 185V184H26ZM53 185H54V183H53ZM73 185V184H72ZM95 185V184H94ZM96 185H98V184H96ZM39 186V185H38ZM64 186V187H63ZM252 184H251V186H249V187H251L252 188ZM67 187H69V185L67 186ZM66 187V189L68 190V188ZM243 187H245V186H243ZM257 187V188H258ZM27 188V190H25ZM36 188V187H35ZM70 188V190H71V187H69ZM95 188V187H94ZM257 188H256V192H257ZM20 189H22L23 191H27L28 192V194H27V196H21V190ZM66 189H64L66 192H67V190ZM253 189H255V186H254V188ZM253 189H251L252 191H254ZM58 190V191H59ZM64 190H63V192L62 193H64ZM94 190V189H93ZM250 190V191H251ZM2 191H4V190H2ZM59 191V192H60ZM98 191V190H97ZM230 191H232V190H230ZM259 191H260V188H259ZM263 191V190H262ZM6 192L4 191V193L6 194ZM31 194H30V193ZM35 192V191H34ZM41 192V191H40ZM58 192V193H59ZM60 192V193H61ZM238 192V191H237ZM241 192V191H240ZM247 192V191H246ZM264 192V191H263ZM26 193V192H25ZM58 193H56L57 195H59V197H60V195L62 194H58ZM67 193H70V191L69 192H67ZM97 193V192H96ZM135 192L134 191H131L130 192V197H129V199H130V201H132V202H134L132 199H134V194ZM229 193H231V197L233 196L232 195V192H229ZM236 193V192H235ZM239 193V192H238ZM238 193H236V195L234 194V196H241V194L240 195H237ZM249 193V192H248ZM250 193H252V192H250ZM249 193V194H250ZM254 193V192H253ZM259 193V192H258ZM41 194V193H40ZM39 194V195H40ZM72 195H73V193H71ZM80 194H82V193H80ZM137 194V193H136ZM243 194V193H242ZM246 194V193H245ZM257 194V193H256ZM262 194V193H261ZM264 194V193H263ZM25 195V194H24ZM65 195H67L66 193H65ZM68 195H70V194H68ZM71 195V196H72ZM226 195V194H225ZM228 196L227 197H229V194H227ZM4 196V195H3ZM33 196V195H32ZM250 196V195H249ZM261 196H263V195H261ZM260 196V198H262ZM24 197V199H22L21 200V198H23ZM61 197H63V196H61ZM60 197V198H61ZM65 197V196H64ZM63 197V198H64ZM67 197V196H66ZM73 197V196H72ZM75 197V196H74ZM78 197V196H77ZM254 196L252 195V197H251V200H252V198H253ZM31 197H29V199H30ZM43 198V197H42ZM58 198V197H57ZM68 198V197H67ZM66 198V199H67ZM70 198V197H69ZM136 198V197H135ZM240 198V197H239ZM242 198V197H241ZM243 198H245V197H243ZM264 198V197H263ZM28 199V200H29ZM34 199V198H33ZM75 199V198H74ZM231 199V198H230ZM248 199V201H249V199L250 198H247ZM42 200V199H41ZM60 200V199H59ZM62 200V199H61ZM68 200V199H67ZM79 200H80V198H79ZM83 200V199H82ZM86 200V199H85ZM144 200H146V198H144V199H142V203L144 204V202H145V204L146 205H148L149 204V202L147 203L146 201H144ZM153 200V199H152ZM165 200V199H164ZM168 200H170V199H168ZM168 200H167V202L166 203H171L172 202V199L170 200L171 202H168ZM229 200V199H228ZM234 200V199H233ZM244 200V199H243ZM243 200H241L240 199V202L243 204H245V200L243 201ZM250 200V201H251ZM253 200H254V198H253ZM252 200V201H253ZM262 200V199H261ZM22 201V202H21ZM25 201V200H24ZM35 201V200H34ZM45 201V200H44ZM166 201V200H165ZM224 201V200H223ZM247 201V200H246ZM247 201V202H248ZM256 202H257V200H255ZM260 201V200H259ZM28 201H26V204H29V203H27ZM30 202H32V201H30ZM35 202H37V201H35ZM35 202L33 203V204H35ZM63 202H65V201H63ZM80 202H81V200H80ZM82 202H84V201H82ZM86 202V201H85ZM89 204H87V205H85L84 204V206H87V208H89L88 209V212H87V210H85L86 209V207H84V209L81 207V211H84V212H82L83 214L85 213L86 215L87 214H89L90 216L89 217H92L90 220H89V218L87 219V217H86V219L88 220V221H90V223H91V227H93V228H97V229H95V233H96V236H93V237H89V240L91 239V238H93L92 240H90L89 242L87 241V240H85V238H83V240L81 239V242H78V246L79 245H81L80 246V248L78 247H74V249L73 248H71V247H73L72 245V242H71V246H67L66 248H67V251L69 250V248H71V250H70V253L68 252H66L65 253V250L63 251H61L60 250V248H59V245H56V244H54L55 242L57 243V241L55 240L56 239V234H58L57 232L55 233V235L54 236H56L55 237V239H53L52 237V239L53 240H55V242L54 243H52V241H51V245L52 244H54V247H52V246H50V249H47L48 250V253L47 254H45L46 255V257H45V259L46 260H43V261H47L48 260V262L51 264L52 262L53 263H56V264H63V263H72V264H261L260 263V261L258 260V258H257V256L255 255V252H254V249H253V247H250V243H248V245H249V247H247V246H245V244H247V242L245 243V241L246 240H249L250 241V239H248L249 237H251V236H249V237H247V239L245 240V239H243L244 238V235H246L247 233L245 232V227H243L244 228V231L242 232V235H241V231L243 230V228L241 229V226H243L244 225V223L243 222H245L246 223V221H245V219L243 220V219H241L240 217V219L241 220H243L242 222H241V220L239 219V221L241 222V223H239V221H238V223L240 224V225H238V223H237V225L240 227V230H239V228H238V226H237V228H238V236H239V234L241 235V236H239V238H242V236H243V241H244V243L245 244H242L243 246H245V247H242V245H241V251H240V249H238V247H235V245L233 244L234 243V241L235 240H232L231 238L233 237V239H234V237H235V235H236V233H234V228L236 229V227H234L235 225L233 224L234 222H235V224H236V221H235V219H233V217L235 216H233L232 218H229V220L231 219H233L232 221H233V223H232V221L230 220V221H226V223H231L232 225H233V227H232V225L230 226V227H232L233 228V232H231V230H229V228H227V227H229V226H227L226 228H224V227H222L223 228V230L225 229V231H226V229H228L226 232H228L227 234H229V232H231V235L230 236H232L231 238L228 236V235H226V238L224 239V237H223V232H222V237H221V231H223L222 230V228H221V230L219 229V226L222 224V226H223V223L224 222H220V218H219V223H217V224H219L218 225V227H216L215 228V224H213V223H211L210 222V220H211V218L214 220V218L216 217V215H217V213H215L214 214V212H213V208H215V207H212V206H214L215 205V203H213V204H211V208H212V211L211 212H213V215L215 216V217H210L209 218V220H207V217L205 218V216H204V214L205 213H203V215L201 216V217H199V219L201 218V221H203L204 222V220H206L208 223H211V224H213L212 226H214V231H213V229L211 228V224H208L207 222H204V224L205 223H207L208 224V226L209 227H207V224H205L203 227V229L205 230V231H207V235L206 236H204V233H205V231L203 232V236H204V239L203 238H201V239H203V240H201V243L203 244V242L205 243V239H207V237L209 236V235H211L210 237L211 238H214L213 240H214V242L215 241H217V243L216 244H218V241H220V243H222V245H224V247L222 246V249H221V245L220 246H218V247H220V248H218V247H216L215 246V248L217 249L218 248V250H217V252L219 253L221 250H222V254H221V252H220V256H218L217 255V252L214 250V247H211L209 244H208V242L209 243H211L212 244V242H210L209 240L205 243V245H203L202 247H201V249L203 248V251L200 249H197V251H198V253H197V256L199 257V259L201 260V257H202V255H203V262H202V260L200 261V260H198V261H200V262H202V263H177V260H175V262L176 263H152V262H154L155 260H156V256L155 255H153L152 257H153V259H151V260H149V256L148 257H145L144 255H142V254H140V249L138 250V251H135V250H132V249H129V250H126V251H123V250H121V248H120V245H121V237H119V236H117V234L115 233H111L110 231V229L111 228H107V226L106 225H104V223L106 222V219H105V217L103 218V216H102V218H103V221L102 222H100V223H102L103 224V226H101L100 224H99V221H98V218H96V215L95 214H98L99 212L97 211V208L95 207L94 209H93V211H92V209H91V204L93 203V202H90V201H87ZM150 202H153V201H150ZM219 201L217 200V203H218ZM231 202H232V200H231ZM234 202V201H233ZM256 202H255V205H256ZM262 201H260V203H261ZM25 202H23V204H24ZM74 203H75V201H74ZM165 203V202H164ZM166 203H165V206H166ZM175 203V202H174ZM227 203V202H226ZM235 203V202H234ZM21 204V205H20ZM65 204H66V202H65ZM78 204V203H77ZM80 204V203H79ZM143 204H142V206L141 207H143ZM230 204H233V203H230ZM230 204H229V206H230ZM238 204V203H237ZM259 203H257V205H258ZM36 205V204H35ZM45 205V204H44ZM74 206H75V204H73ZM72 205V206H73ZM81 205V204H80ZM88 205H90L89 207H88ZM93 205V204H92ZM170 205V204H169ZM208 205H210V203L208 204ZM246 205H248V204H246ZM250 205V204H249ZM248 205V206H249ZM251 205H252V203H251ZM254 205V206H255ZM256 205V206H257ZM261 205V204H260ZM28 207H29V205H27ZM64 206H67V204L66 205H64ZM79 206V205H78ZM82 206V205H81ZM145 206V205H144ZM228 206V207H229ZM233 205H231V207H232ZM248 206H247V208H248ZM253 205H252V207H254ZM37 207V206H36ZM76 207V206H75ZM80 207V206H79ZM94 207V206H93ZM92 207V208H93ZM172 207H174V206H172L171 205V208ZM208 207V210H210L209 208H210V206H207ZM261 207L262 206H260V208L259 209H261ZM226 208V207H225ZM233 208H234V210H236V205H235V207L233 206L232 207V210H233ZM242 209L244 208V206L243 207H241ZM240 207L239 208H237V209H241ZM39 209V208H38ZM77 209H79L78 211H80V208H77ZM167 209H169V208H167ZM230 209V211H231V208H229ZM244 209H246V208H244ZM56 210V208H54V211ZM70 210V209H69ZM96 212H98V213H95V211ZM247 210V209H246ZM255 210H256V207H255ZM53 211V212H54ZM78 211L76 212V213H78ZM80 211V212H81ZM214 211H216V208H215V210ZM218 211V215H219V210H217ZM244 211V210H243ZM256 211H258V208H257V210ZM260 211V210H259ZM261 211H262V209H261ZM21 212H22V214H21ZM41 212H42V210H41ZM65 212H67V211H65L64 210V214H65ZM209 212V211H208ZM225 212V211H224ZM224 212H220V213H222V214H224ZM228 212V211H227ZM251 212V211H250ZM70 213V212H69ZM75 213V214H76ZM232 213V212H231ZM247 213H248V210H247ZM256 213V212H255ZM261 213V212H260ZM260 213L258 214V212H257V214L258 215H256V219L257 220H260L259 222H261L262 220H263V218L261 217L262 215H260ZM21 214V215H20ZM38 214H39V212H38ZM47 214V213H46ZM51 214V213H50ZM54 214V213H53ZM57 214H58V212H57ZM64 214H63V216H64ZM80 214V213H79ZM84 214V215H85ZM100 214V213H99ZM170 214V213H169ZM210 214H212V213H210ZM242 214V213H241ZM30 215V214H29ZM60 215V214H59ZM81 215V214H80ZM206 215V214H205ZM236 215H238V214H236ZM260 215V219H259V216ZM26 216V215H25ZM54 216H55V214H54ZM70 216H71V213H70ZM75 216V215H74ZM77 216V215H76ZM100 216V215H99ZM204 216V217H203ZM209 216V215H208ZM43 217H45L44 215H43ZM66 217V216H65ZM80 217H83V216H80ZM171 217V216H170ZM180 216H178V218H179ZM226 217H230L229 215L228 216H226ZM235 217H237V216H235ZM243 217V216H242ZM247 217H248V214H247ZM254 217V216H253ZM252 217V218H253ZM258 217V218H257ZM28 218H29V216H28ZM42 218V217H41ZM77 218V217H76ZM84 219H85V216L83 217ZM172 218V217H171ZM174 218V217H173ZM183 218V217H182ZM204 218V219H203ZM262 218V219H261ZM24 219V218H23ZM26 219V218H25ZM38 219H39V216H38ZM52 219H53V217H52ZM60 219V218H59ZM105 219V220H104ZM169 219V218H168ZM218 219V218H217ZM222 219L225 221L226 220V218L223 216L222 217ZM247 219V218H246ZM57 220V219H56ZM179 220V219H178ZM178 220H176L175 219V221L174 222H169V220H168V222H165V228H167V227H170V228H172L171 226H175V223H177L176 221H178ZM183 220V219H182ZM213 220H211V221H213ZM0 221H1V224H0V227H2V229L4 228V226L9 222V216H5V215H2V217H0ZM21 221H22V219H21ZM48 221V220H47ZM55 221V220H54ZM61 221V220H60ZM79 221V220H78ZM77 221V222H78ZM86 221V220H85ZM87 221V222H88ZM180 221H181V219H180ZM180 221H178V222H180ZM216 221V218H215V220H214V222ZM247 221L249 222L250 220H249V218L247 219ZM254 221V220H253ZM27 222V221H26ZM50 222V221H49ZM56 222V221H55ZM55 222H53V223H55ZM57 222H58V220H57ZM62 222V221H61ZM104 222V223H103ZM202 222V223H203ZM254 222H256L257 224H259L257 221H254ZM253 222V223H254ZM64 223V222H63ZM63 223H59L60 224V226L61 225H63ZM84 224V227L85 228H87L88 226H89V224L90 223H86V226H87V224H88V226L86 227L85 226V222H80L79 223V226H80V224L82 225V227H83V224ZM216 223V222H215ZM225 223V224H226ZM242 223H243V225H242ZM262 223V222H261ZM9 224V223H8ZM21 224H22V226H21ZM30 224V223H29ZM28 224V225H29ZM35 224V223H34ZM106 224H108V222L106 223ZM178 224V223H177ZM224 224V225H225ZM249 224V230L251 231V230H253L252 228L250 229V227H251V225L250 224H252V223H248ZM255 224V223H254ZM51 225V224H50ZM246 225V224H245ZM261 225V224H260ZM259 225V226H260ZM26 226H27V223H26ZM25 226V227H26ZM48 226V225H47ZM52 226V225H51ZM75 226V225H74ZM103 227L102 229V231H104V232H97V230H99L98 228H100V227ZM177 226V225H176ZM226 226V225H225ZM255 226V225H254ZM256 226H258V225H256ZM262 226V225H261ZM28 227V226H27ZM56 227H57V225H56ZM56 227H53V228H56ZM77 227V226H76ZM84 227H83V231H84ZM104 227H106V228H104ZM248 227V226H247ZM253 227V226H252ZM51 228V227H50ZM49 228V229H50ZM53 228H52V230H53ZM57 228H60V227H57ZM65 228V226H63V229ZM78 229H79V231H81V229L79 228V227H77ZM76 228V229H77ZM89 228V227H88ZM87 228V229H88ZM169 228V229H170ZM175 228V227H174ZM207 228H208V230H207ZM219 230H218V229ZM258 228V227H257ZM2 229H0V230H2ZM66 229V231H67V235H68V231L69 230H67V228H65ZM92 229V228H91ZM101 229V228H100ZM105 229H109L108 230V232H107V230H105ZM209 229H210V231H209ZM217 229V230H216ZM259 229V228H258ZM261 229V228H260ZM26 230V231H25ZM62 229H60L59 231H61ZM94 230V229H93ZM211 230L213 231V232H211ZM36 231H37V229H36ZM40 231H42V230H40ZM44 232H45V230H43ZM46 231H47V229H46ZM53 231H57L56 229L55 230H53ZM215 231H219V234H220V238H218L217 236H218V234L216 235L215 234ZM259 231V230H258ZM52 232V231H51ZM61 232H63V231H61ZM85 232H86V230H85ZM89 232V229H88V231H87V233ZM106 232V233H105ZM211 232V233H210ZM252 232H256L255 230H253ZM49 233V232H48ZM48 233H47V236H48ZM60 233V232H59ZM64 233H65V231H64ZM83 232L81 231V234H82ZM86 233V234H87ZM175 233L176 232H174V234H173V236L175 237V238H177V236L175 235ZM208 233H209V235H208ZM250 233V232H249ZM259 233V232H258ZM51 235H52V233H50ZM244 234V235H243ZM251 234H253V233H251ZM38 235V236H39ZM46 235V234H45ZM51 235H49V236H51ZM65 235V234H64ZM67 235H65L64 237H66ZM178 235V234H177ZM180 235V234H179ZM202 235L200 234V236L202 237ZM214 235H216V236H214ZM225 235V234H224ZM53 236V237H54ZM62 236H63V234H62ZM62 236H60V237H62ZM82 236V235H81ZM87 236H89V235H87ZM91 236V235H90ZM83 237H85V234H83ZM95 237H97L96 239H95ZM215 237H217V240H216V238ZM229 237V238H228ZM79 238V237H78ZM178 238L179 239H181L182 240V236L181 237H179L178 236ZM177 238V239H178ZM238 238V239H239ZM50 239V238H49ZM49 239H47V240H49ZM52 239H50V240H52ZM68 239H70L71 240V238H68ZM68 239L66 240V242L68 241ZM87 239H88V237H87ZM222 239L224 240V243L226 244H223V241H222ZM230 239V241L232 242V243H230V241H229V244L227 245V243H228V240ZM236 239H237V237H236ZM237 239V240H238ZM241 239V240H242ZM62 239H60V241H61ZM199 240V241H200ZM225 240L227 241V242H225ZM252 240H253V238L251 239V242H252ZM39 241V243L37 244L36 242H38ZM59 241V242H60ZM79 241H80V239H79ZM83 241V242H82ZM85 241H86V243H85ZM203 241V242H202ZM240 241V240H239ZM254 241H255V238H254ZM44 243L45 242H47L48 243V241H43ZM74 242V245H75V242L76 241H73ZM160 242H162V241H160ZM178 242V241H177ZM63 243V242H62ZM80 243H82V244H80ZM200 243V244H201ZM219 243V244H220ZM253 243V242H252ZM251 243V244H252ZM37 244V245H36ZM41 244H43L42 242H41ZM50 244V243H49ZM58 244H60V243H58ZM218 244V245H219ZM233 244V245H232ZM235 244H236V241H235ZM238 244V243H237ZM240 244V243H239ZM239 244H238V246H239ZM44 245V244H43ZM56 245V246H55ZM64 245H65V243H64ZM69 245H70V242H69ZM231 245L233 246V248H234V250H232L233 248L231 247ZM46 246H48V245H46ZM228 246H230L229 248H232L231 250H232V252H234L235 251V249L237 248V250H239L240 251V253L238 254V252L237 251H235V252H237V254H234V253H232L231 252V250L229 249L228 250ZM39 247V248H38ZM43 247H45V246H42V249H43ZM52 247V248H51ZM174 248L176 249L177 248V245H176V247L174 246ZM204 248H205V250H204ZM38 249H40V250H38ZM62 249H64V248H62ZM72 249H73V251H72ZM178 249V248H177ZM206 250H208V252H205ZM211 250H212V252H211ZM220 250V251H219ZM169 251H174V249H172V247H170L169 249H168V254H169ZM6 252V251H5ZM5 252L3 253L4 254V256H5ZM211 252V254L213 253V255H216V256H214V257H212V255L211 254H208L207 255V260H208V263H206L207 262V260H205L206 259V254L207 253H210ZM214 252H216L215 254H214ZM9 254L11 253L10 252V250H9V252H8ZM45 253H46V251H45ZM122 253H125L126 255H125V258L124 259H122L120 256H121V254ZM203 253V254H202ZM206 253V254H205ZM43 254H44V252H43ZM170 255V254H169ZM211 256V258H216L217 256H218V258L217 259H221L222 260V263H218V261H217V263L215 262V263H213L209 258H210V256ZM177 256V255H176ZM6 257H8V256H6ZM44 257H43V259H44ZM204 260L206 261V262H204ZM209 260L212 262V263H209ZM215 261V260H214ZM47 262V263H48ZM220 262V261H219ZM47 263H44V264H47ZM48 263V264H49ZM52 263V264H53Z\"/></svg>", "mask_w": 264, "mask_h": 264}]
</instances>
